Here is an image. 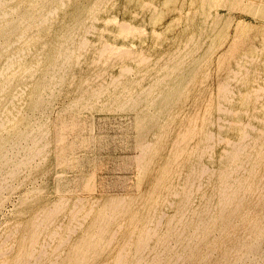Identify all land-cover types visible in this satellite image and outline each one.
Returning <instances> with one entry per match:
<instances>
[{
	"label": "rangeland",
	"instance_id": "374dc122",
	"mask_svg": "<svg viewBox=\"0 0 264 264\" xmlns=\"http://www.w3.org/2000/svg\"><path fill=\"white\" fill-rule=\"evenodd\" d=\"M94 1L98 5L93 6L94 9L92 10V12H90L92 9V4L95 3ZM94 1L93 0H70V1L51 0L49 1L44 7H40L38 11L45 12L48 9L56 8L53 14L55 17V20H52L50 22L49 27L47 29L41 30L39 32L42 37L37 41L34 39L33 36L36 30L35 31H31V30L35 28L28 29V31L24 33L23 39H21L20 42L18 41L17 36L15 37V35H13L10 37V40L12 41V44L13 42H15V44H13V46L11 44L10 48H7L6 50L7 52L4 53V55L0 56V71H1V68H3L2 71L0 72V74L3 75V76H0V87L1 86L4 88L6 87L5 90L4 88L2 89V87L0 88V91L3 92L1 93L0 97L4 98V99L3 98L0 99V117L2 119L1 121L4 120L3 127H5L4 129L3 127L0 126L1 127L0 128V162L3 163L5 162V160L7 162V163L5 162L6 164L0 163V181L3 182V183L0 182V184H2L0 185V190H1L0 191V264H11V263L20 264V262L18 263V261L21 258H22L21 263L23 264H28L27 261L30 262L29 264H38V263L39 264L40 263L41 264H57V262L60 264H70L72 262L71 264H73L74 261H75L74 264L75 263L81 264L82 262H84L83 264H104L105 263L104 261L107 262L105 264H109V263L114 264V262L112 261H113V258L116 257V254L119 259L116 257L118 260L115 261V263L120 262L119 264H129L127 262L130 261L131 257L133 258V256H130L133 254L134 256L136 254L135 258L132 259L133 262L134 261L136 262V260L138 262L139 259H142V261L141 260L140 261L144 263L145 261L143 260L146 259L145 256L147 255L146 253L148 251H149L148 252L149 255L147 256V259L149 258L148 261L153 263V261H151L152 256H154L153 254H155L156 251L157 252L163 251L161 249H164L165 246L166 247L170 246L169 245L170 243L172 246L175 244V246L177 247L175 246L174 248L171 246L170 248L167 247L169 248V250L167 248L166 249L168 252L170 251V253H168L164 249L165 252L163 253L164 254L167 253V255H163L162 252H161L162 253L161 255L160 254L157 255L158 253L155 254L157 255L153 257L155 259L152 258V260H154V264H157L156 260L157 262L160 261L158 262L159 264L161 262H162L161 264H164V263L165 264H175L176 262H178L176 264H180L178 260L182 261L181 264H231L233 261L235 262L237 258H238L237 264H239L240 262H242L240 264H250V263L255 264L253 263L254 261L256 262V264H264V242H263L264 232L262 231V229L264 230L263 228L264 227V147H263L264 146V141H263L264 140V131H263L264 130V0H110V1L109 0H104V1L98 0V2L97 0H94ZM147 1L149 3L148 4L149 6L146 4ZM144 3L146 4V6ZM150 3L155 8H151L152 5ZM61 4L62 5L65 4L63 8L61 7L62 6ZM3 5L4 7L2 5L0 6V7H3V8H0V13L4 11H8L9 16L7 18L11 19V18L16 17L19 14H23L26 11L27 2L12 1L10 3L9 2L3 3ZM140 6L142 7V9ZM6 7H8V9ZM14 8H17L16 12H14L15 11ZM97 8H100V9H97ZM95 10L97 12H95ZM93 13H94V16L92 15ZM111 17L112 19H114L113 21H115L116 19L117 22L116 21L113 22ZM77 23L78 24L81 23L82 25L78 30H73V32L70 35L71 36L73 35L71 38H74V41L72 42L68 41L66 45L67 46L69 45L70 47H73V48L75 46H78V41H80V38L84 37L85 35V38L88 39L87 40L88 46L83 51V54H82L83 56L81 55V57H79L80 54L77 55L78 59L80 58L79 60L77 59L76 56H74L71 62L69 63V65H67L65 68L62 69V71L64 72H62L61 70L57 72V75L55 77L56 79L53 83V85L55 86L52 85L50 86V88L47 87L41 90H34V87L36 85H39V81L41 80V77H43L44 75H47L48 72L53 68L52 66L59 64L64 59V57L57 58L58 60L56 59V56L53 53L54 46H55L54 44L57 40L60 39L59 36L62 34V32L64 31L66 27L73 28V26H75ZM117 24L118 25L121 24L122 26H119L120 27L119 28L117 27ZM128 24L130 25L129 28H128L129 26ZM205 24L207 26H205ZM90 27H92L91 29L97 28L98 30L97 29H96L97 31L90 30ZM203 27L205 30H203ZM121 28L123 29L126 28V30L127 31L129 30V31L126 32L124 30L122 31L123 32L122 33L120 30ZM131 28H136V30L131 31L130 30ZM141 30L142 31L144 30L145 33L144 32L142 33ZM137 31L139 33H137ZM20 32H22V30H17L16 33H20ZM124 33L126 34L129 33V34L125 37L126 34L124 35ZM118 34L119 35L121 34V35L118 36ZM190 36L191 38H193L192 40ZM105 43L106 44L108 43L107 47L111 45L109 46L110 48L108 47L109 50L107 51V53L108 52L110 53H108L107 55L105 54L103 56L98 55L99 54L97 53L98 50H100V48H102L103 46H106ZM187 45H188V48H187ZM114 46L116 47L114 48ZM120 47H123L124 49L121 48V50L120 49L118 50V48ZM21 49H23L25 53L23 52V54H21L22 53ZM134 51L137 52L138 55L137 53L134 54L135 53ZM116 52L117 53L121 52L122 53L121 56L120 54L118 55ZM186 52H187V55H186ZM15 54L17 55L19 54L20 57L22 55L24 56H22L20 59H16L15 57H13ZM139 54H140V57H139ZM172 54L173 56L177 55L178 57L173 58V56H171ZM39 55H41V57H39ZM99 56L101 57L100 59L101 61L99 60L100 58ZM144 56L148 60L146 59H145L146 61L142 60ZM183 56L186 58L184 59ZM10 57H13V58H10ZM181 59L182 61H179ZM5 60L10 63L13 61L12 63H15V68L14 67L8 68V66H5L6 65ZM76 60H77V64H75ZM96 60H99V62H97ZM139 60H142L143 62L140 63ZM36 61H39V62H36ZM3 62L5 64H3ZM145 63L147 66L145 65ZM176 63L178 64L176 65ZM181 64H182V67H181ZM124 65H126V67H131L133 72L130 70L132 73L131 74L129 73L130 68H125L128 70L127 72H120V69L122 67L124 69L125 67ZM29 66L32 67V72H33V76L31 78L24 76L25 74L24 71L27 70ZM6 67L10 71L9 70L6 71L7 70ZM234 70L237 72L234 73ZM4 71H6L5 72L6 74L3 73ZM97 71L99 74L97 73ZM103 71H106V73H104ZM238 71H241V73H239ZM243 71L247 73H243ZM142 72L143 74H141ZM121 74H122V77L121 76L119 77L120 78L119 84L118 82L117 84L114 83V87H113L112 86L113 84L111 85V80L113 82L114 79L112 78L113 77L115 78ZM128 74H129V77H128ZM10 75L11 77L9 78ZM12 76H14L15 78L14 77L12 78ZM62 76H63V80L60 79L62 78ZM123 76L125 77V79ZM109 77L111 78V80H108L110 79ZM141 77H143L142 80L140 79ZM7 78H9V80H6ZM176 78L177 80H175ZM85 80L87 82H84ZM108 82L110 83V85L106 84ZM154 83H156L155 87L151 88V86ZM101 84H102V87L100 89L99 86H101ZM224 84L229 85L230 92L226 91L227 90L226 87L228 88V86L225 85L226 86L225 87ZM79 85H81V88L79 87ZM88 86H91L89 87L90 90L89 88L86 89ZM122 86L125 88H123ZM146 86L148 87L144 88ZM78 87H79V90H78L79 92L77 91ZM129 87L131 88L129 89ZM254 88L257 89V92L255 91ZM51 89H53L52 92H51ZM92 89L95 92H99L100 90L103 92L99 93V95L97 94L93 96L91 100L89 101V103L87 104L82 100L78 101L79 97H81L83 93L87 91H92ZM98 89L100 90L98 91ZM132 89L133 90L135 89V90L133 91ZM107 90L108 91L110 90V91L108 92ZM172 91H174V93ZM157 94H159L160 96L159 95L157 96ZM225 94L227 97L224 96ZM171 95H173L174 99ZM14 96H17V97H14ZM138 96H140V98ZM44 98H46L47 100L45 103H36L38 100L44 99ZM116 98H118L119 100ZM127 98H129V100ZM96 99H98L99 103ZM170 99L172 101H170ZM76 100L78 102V105H76L77 103ZM127 101L128 102L130 101L128 105H126ZM150 101L152 102V104ZM113 102L116 103V105ZM131 102H133L132 107H131L132 105ZM135 104H138V105L135 106ZM150 104L152 105V107H150ZM89 105H93V106L88 107ZM12 106H14V108ZM143 106L145 107L147 106L150 110H148L147 107L144 108ZM169 106H172V107H169ZM4 107H6V109L3 110ZM70 107L71 108L73 107V109L70 110L71 109ZM79 108L81 109L79 110ZM168 109L169 110L171 109V110L168 112ZM8 110L10 112H8ZM149 111H151L153 115ZM76 112H79V113H76ZM167 112L169 114H167ZM62 113H65L63 114L65 117L62 115ZM137 114H138V117L136 116ZM73 115L74 117H72ZM157 116L160 118V120ZM14 117L16 118L14 119ZM63 117H64V120H66V122L68 121L70 122V123L68 122L69 124H72V122L73 124L74 123H77V124L68 126L67 123L62 119ZM145 117L146 118L149 117V118L146 119ZM60 118L61 120H59ZM70 118L72 121L70 120ZM74 118H77V119L74 120ZM136 118L138 120H136ZM139 118L140 120L143 119L144 121L142 120L141 122H139ZM153 118L155 119L153 120ZM41 120H42V123H41ZM1 121H0V124H2ZM240 121L241 123L242 122L248 123L249 125L248 126L244 125L243 127L242 126L243 123L241 124ZM62 122H64L66 125L62 124ZM145 122L146 123L148 122V123L144 124ZM158 122H161V123H158ZM34 124H35V127H34ZM250 124L253 125L255 128L253 127L254 128L253 129ZM59 125L61 128H59ZM150 125H152L153 127L152 126L150 127ZM141 126L143 128H141ZM239 126L240 127L242 126L243 129L239 128ZM144 127H146L147 129H145ZM245 127L247 128L245 129ZM37 128H40V130H38ZM256 128H259V129H256ZM32 129L34 131H32ZM139 129L144 130V131H140ZM148 129H150L151 131L149 130L150 133L147 132L148 133L147 135L146 131ZM37 130L38 132H36ZM240 130L242 131L245 130V131L242 133ZM47 131H48V135H47L48 137L46 136ZM30 132H31V135H28L30 134ZM43 132L45 133V136L43 134V137H41ZM209 132L213 134L214 140L208 139L210 138V137H207ZM246 132L248 135H252V136H248L249 137L248 138L245 135L247 138H245L244 140L245 136H243V134L244 133L246 134ZM142 133H145L146 135ZM241 133L243 137L241 136ZM139 134L141 135L140 137H139ZM211 134L209 136L212 137ZM203 135L205 138L208 139L206 140V142L208 143L206 145L204 144L206 142L204 140L205 138L202 137ZM34 137L35 138L37 137L36 138L37 141L33 140ZM39 137H41L42 139ZM141 137H143L142 140L144 139L142 141L143 143L141 142ZM257 137L259 140H257ZM148 138L151 140H149ZM251 138L252 139L254 138V139L252 140ZM31 139L34 142L33 143L34 145L30 143L32 142ZM23 140H26L25 142L27 143H25ZM44 140L46 141L44 142ZM202 140L204 141V143ZM147 141L150 143L148 144V146H147V143H145ZM244 141L245 142L249 141L247 142L248 145ZM35 142H37L36 146H35ZM46 142H48L47 145H46ZM138 142L141 143V145H144V146L146 145L145 147L147 149L143 146L141 148V149L143 148L146 149V151L145 149L143 150L145 151L144 153H141L142 152L140 149L141 145H138ZM240 142H242V146L241 144L238 145V147L235 146V144L237 145ZM41 143L42 144L45 143V144L41 145ZM44 145L46 147L45 149H44ZM258 145H261V146H258ZM26 146H29V147H26ZM206 146H212V147H208L209 149L206 150L207 149ZM39 147H42L41 149L43 150L41 151ZM151 147L154 150H152ZM182 147L184 148V151ZM203 147H206V148L202 149ZM235 147H237L238 150L239 148H241L242 151L239 150V152L235 154L234 150L237 149ZM32 148L37 149V151L40 150L38 151V153L41 152L42 154L35 153ZM157 148L159 149L157 150ZM258 148H260L261 151ZM11 149L14 150L12 151V153H11ZM31 149L32 151H29ZM179 149L182 150L181 151L182 153L179 151ZM197 149L199 152L197 151ZM231 149H233L232 151H234L233 154H232ZM176 150L178 153L176 152ZM204 150H206L208 154L206 152L205 153L206 155H205ZM202 151H203V156L202 154L200 156V153ZM209 151L211 153H209ZM190 152L191 153L193 152L192 156H190L191 155L189 154ZM229 152L231 154H229ZM4 153H5V156H4ZM16 153L17 154L20 153V155H16ZM32 153L33 155L36 154L35 160L32 157ZM148 153L151 154V156ZM198 154L201 157V159L203 158L202 160L199 158V156H197ZM137 155L139 159L136 157ZM142 155L143 157L146 156L144 157L145 160L142 158ZM18 156H21V157H18ZM26 156L27 158H25ZM147 156L148 157L150 156L151 158H148ZM227 156L229 158L233 157L234 161H232L231 158L229 159ZM4 157L5 159H3ZM22 157H24L25 159ZM30 157L31 159H33V161L29 160ZM140 157L142 160L140 159ZM19 158H22V162L24 163L25 166H22L23 164L20 165L21 161H19ZM195 158L196 159L198 158V161ZM238 158L240 159L238 160ZM27 159L31 163H29ZM190 160H191L192 165L194 164L193 165L194 169L192 168L191 164H189ZM202 161L205 165L203 163L201 164ZM197 162L198 164H195ZM16 163L21 169L16 165ZM229 163H230V166H228ZM223 164L224 165L227 164V165L224 166ZM147 165H149L148 168H147ZM197 165H199L198 166L199 168L197 167ZM206 165H207V168H205ZM233 165H235L234 170L233 168L231 169V166ZM14 166H16V168ZM141 166H143L145 169ZM12 167L14 168V171H11L13 170ZM139 167L141 170H139ZM200 167L202 169H200ZM249 167L252 169L248 170ZM180 168H181V173H178L180 172ZM189 169L195 172H191V170ZM203 169H205L206 173L204 172ZM206 169H208V171ZM220 169H223L224 171ZM230 169L233 170L232 171L233 173L231 172ZM198 170H201V172H204L205 174L202 173L203 174L202 175L201 172H199ZM212 170H213V173L215 171L214 175L213 173H211ZM225 170H227L229 173L231 172V175L230 174L227 175L225 173L227 171ZM216 171L217 172L219 171V172L217 173ZM221 171H223L225 174L223 172L221 174ZM10 172L11 173L14 172L16 174L13 173L14 174L13 175ZM187 173H190V174L187 175ZM193 174L194 175L197 174L195 176L196 178L194 177ZM199 174H201L203 179ZM90 175H92L93 177ZM179 175L181 179L180 177L178 178ZM189 175L191 178L189 179L184 178L186 176L189 177ZM222 175L224 179L228 178L227 179L228 184L226 183L227 186L223 184L228 189L231 187L232 189L234 188V190H238V187H237L238 185L236 186V182H239L237 184L240 185V182L242 183L243 181L246 184L243 182L245 185L242 183L241 186L243 185L246 187L248 185L249 187L252 186L250 189L249 187L246 188V187L240 186L241 188L239 187V190H238L239 192L235 191L237 193H235L234 197L236 196L237 198H240L241 200L238 199V201H241L240 203L237 202L236 198L233 199L234 202L233 200L231 201L233 203L231 202H229L230 204L228 203L230 206L228 204L226 205L224 202L220 203L219 200L222 199L221 201H223V195H224L223 193L227 190V189L222 190V187H224V189L226 188L225 186H222L221 184L222 182H220V181H224L223 177L221 178ZM225 175L227 176L225 177ZM236 175H240V176H236ZM209 176L211 178H209ZM88 177L92 178L93 185H94L93 189L91 190L85 187V182L87 181ZM173 177H174V180L172 179ZM234 177L235 178L237 177V178L234 179ZM166 178L169 179L168 185L166 184L168 182ZM220 178L221 180H219ZM232 178L234 179V181ZM192 179H195L194 181L195 183L192 181ZM196 179L200 180L201 182L199 181L197 182ZM206 179H208L209 182ZM230 179L232 180L230 181ZM164 180H165V183L163 184ZM179 181H181L182 184ZM189 181H190L189 183L190 186H186L185 183L187 182L188 184ZM171 182H172L171 184L172 186L173 185L175 186L176 183L180 186L178 187L176 185L175 187L177 189L175 190L173 189L175 188L174 186L173 188L170 187ZM57 183L59 184L58 186L59 188H57V185H58ZM193 183L195 184V186L193 185ZM223 183H225V181ZM196 184L197 186L200 187V189H197ZM229 184L230 186L228 187ZM181 185L186 186V189L184 188L182 189L183 186ZM192 185L194 187L190 188L192 187ZM165 186L167 187L165 188ZM219 188L221 190H219ZM243 188L247 189V191L243 192L245 190ZM174 190L181 191V194H183L184 193L183 190H185L187 194L185 195L186 197L188 196L189 198L188 200L186 197L184 198L187 200L188 204L185 199L182 201V198H183L182 196L184 194L181 195L178 192H175L177 193L175 194L176 195L175 196ZM187 190H190L191 191L190 193H192L193 191L194 192L193 195L192 194L190 195V193ZM90 191L93 194L92 193L90 194ZM219 192H222V193H219ZM79 193L84 195L83 197L86 198V200L83 198L84 201L81 202L80 200L82 199V196ZM247 193L248 195H246ZM239 195L240 196L242 195V198ZM112 197H115V198H112ZM208 197H210V199ZM62 198H64V200H62ZM88 198H89V201H88ZM117 198H118V201L116 202ZM109 199L110 201L108 203ZM111 199H114V200H111ZM208 199L210 200V202H208L207 204L206 201ZM60 200H62L63 202L61 201L60 203H58ZM66 200L68 201L69 205H67ZM90 200L92 201V203L90 202ZM119 200L120 202L122 201L121 202L122 204L118 203ZM86 201L88 204H86ZM112 201H115V204H117V206L114 203H111V206L114 204L116 207H118V205L120 204L118 208L115 207L116 209H118V211H116L115 209L114 215H111L113 214V209L110 206V202ZM172 201H173V204L177 202L176 207H178L177 210L179 211V214L177 213L178 211L176 210L175 204L174 205L171 204ZM55 202L57 204H55ZM95 202L99 204H96V206L94 207V205L92 204H95ZM179 202L181 204H179ZM189 202H190V205H189ZM204 202H205V206H203ZM211 202H213V204ZM61 203L64 204V207L62 206L63 208H61L63 210L60 211L61 209L59 208L60 210L55 212L56 208H58L59 206L61 207ZM184 203H186V205L189 208L191 206L190 209H194V210L191 211L187 206L184 207L186 208L185 210L182 207L183 205H185ZM177 204H179V206H181L182 208L181 207L179 208ZM206 204L208 205L207 207H206ZM236 204H240L239 205L240 208L239 207L237 208V206H235ZM48 205H51V206H48ZM53 205H55L54 213L56 215L59 214L57 215V217H54L56 215L51 213L53 212L52 210ZM83 205L85 206L84 208L86 209L82 208ZM88 205H89V208H88ZM201 205L202 207H206V208L202 209ZM221 205L222 207L223 206L225 207L222 208ZM65 206L67 207V209ZM73 206L75 207L73 208ZM77 206L81 207L82 210L79 209V207L77 208ZM101 206H102V209H101ZM90 207H92V209L94 210H92ZM106 207H107L106 209L107 211L104 210ZM120 207H123L124 209L126 208V210L128 211L126 212V210L121 208L123 210L122 211ZM45 208H46V211L48 209L51 214H49L48 211L47 212L43 211V209L45 210ZM71 208L73 209V211L81 210L82 214L80 212L79 214L76 213L77 211L75 212L76 217L77 218L79 217L78 220L76 219V223H75L76 217L75 218L73 217L75 213H72V215L67 214L68 216L66 215L67 213L66 211H70ZM149 208H151V210ZM207 208L209 209L208 211H210V214L212 213V215H210L209 212L205 210ZM89 209H91L92 212L93 211L100 212L102 216H99L97 218L96 214L98 215V213L96 212H93L94 214L89 213L86 216L83 210H85V213L86 211L91 212V210ZM152 209L153 210L155 209V211H153ZM183 209L185 211H182ZM221 209L223 210L222 214L220 213L222 211ZM39 210H42L43 212L41 211L39 213ZM147 210L150 211L151 213L149 212L150 213L149 214ZM202 210H204L205 212ZM37 211H38V214H36ZM73 211L71 210L70 212H73ZM45 212L48 213L50 217L52 216V218L48 217L47 221H49V219L54 220L55 222L51 220L52 222H54L53 223L54 225H51L52 223L50 224V222H49L50 225L48 226L46 225L48 224V222L46 221L47 218L45 219L44 217L45 216L44 214H46ZM102 212H105L104 213L105 215L102 214ZM116 212L118 213L123 212L124 214L123 213L118 214ZM175 212H176V216L178 214L177 219L175 216L174 217L175 220H172L173 222L170 220L172 223L168 222L169 219H171L174 216L173 213ZM185 212L186 214L184 215ZM192 212H194L193 213L194 216ZM201 212L205 214H202ZM206 212H208L211 218ZM188 213H190L192 217H189L190 214ZM197 213H200L202 217L203 216L206 217L204 219L201 217V219H203L204 221L206 220L205 222L208 223L206 224L205 222H203L202 224L203 226L205 225L204 228H202V230L204 229L206 230V232L204 230L203 231L198 230L201 227H203L200 223L203 220L200 219V215ZM39 214H42V215H39ZM83 214L86 216V218H84L85 216ZM133 214L135 216L134 218H133ZM158 214H160V216L162 215V217L164 218L163 219L161 218L162 220L160 219V222L162 223V225L161 223L160 224L158 223L159 225L158 227H156L157 226L156 222L158 221L156 219L160 218ZM165 214H166V217H165ZM180 214L181 216L184 215L185 216L184 219L186 218L187 221L183 220L182 219L183 217H181ZM69 215H71L72 216L71 218L73 219H71ZM146 215L148 217H146ZM205 215H208V218L210 220H207L208 218ZM103 216L104 218L102 221V219L100 218H102ZM150 216L152 217L155 216V217L153 219ZM42 217L47 222L46 224L44 220L42 221L43 219ZM105 217H107L108 219ZM110 217L111 219L109 220ZM138 217H139V220H138ZM216 217L217 219L214 220L213 218H216ZM68 218H70V220H73V221H69ZM112 218L114 219L112 220ZM149 218L152 221V223L150 224H149L150 221H148ZM33 219L34 220L36 219L37 222L41 221L40 225L42 222H44L42 223V226L44 228L41 227L39 224L38 226L37 222H35ZM96 219L97 221L98 219H100L102 222L99 220V223H101L102 225L101 224L98 225V222L94 221ZM106 219L108 220V222L106 221ZM176 220L177 221L179 220L180 222V223L178 222L179 225L180 224L182 225V222L186 221V223L183 222V224L185 225L182 226V228H185L186 234L184 233V231L182 233L185 236L181 234L182 230L184 229L182 230L180 229V226L177 224ZM191 220L192 221L194 220V223L196 222L198 223L199 221L200 225L197 223L196 224L193 223L196 227H198L196 233L194 232V229L196 227L192 224ZM31 221H34V223L36 224V225L34 224L35 227L38 226L39 228H41V230L36 227L37 231H34V228H33L32 229L33 231L29 232L30 230L29 228L31 227V225L32 227L34 226ZM59 221H62V222L59 223ZM66 221L68 223H66ZM135 221L137 222L135 223ZM146 221H148L147 222L148 224L143 225L144 223H146ZM69 223L73 225H70ZM153 223L156 224V225L154 224L156 229L154 228ZM167 223L172 224V225L169 224L171 227L173 226V224H175L176 226L178 225L179 229H178V226L176 227L177 229L176 228L174 229L175 226H173L172 227L173 229H172L171 227H169V225H167ZM187 223H189L190 225L188 224L189 225L188 226ZM80 224L82 225L80 226ZM103 224L105 227L108 226V228L106 227L105 230L104 228H101L100 226L103 227ZM130 224H132V226ZM191 224L193 227L191 226ZM133 225L136 226L137 228L135 229ZM148 225H150V228L153 231L158 230V233H155L157 234V236L156 235L155 236L157 238L161 237L160 240H162L163 235L167 233V236H164L163 238V242H159L160 240L158 241V239L154 237V234L152 233H151L152 235L151 236L149 234L144 235L143 234L144 231H138V230H141V228L143 230H145V228H149ZM51 226L53 229L55 228L56 231L58 232L56 236L54 235L52 236V234H54L56 231L55 229L52 231ZM56 226H58L59 228L57 227L58 228L57 229ZM92 226H93V229H95L94 231L92 229ZM160 226L161 228L159 229ZM261 226L262 228L260 229L259 227ZM99 227L101 228L103 232L100 231ZM42 228L44 230L43 232H42ZM46 228H48L49 231ZM166 228L168 229L171 228L169 229L170 232L171 231L175 232L174 234L172 232V239H175L176 231L178 232V230H180L181 235L178 232L177 233L178 237L176 239L177 241L175 240L177 245L176 243H174L175 241H173L172 239H170V237H168V236H171V233L167 231L168 229L166 230L167 231L166 232L165 231ZM96 229H97V232L99 230V232L101 233H97ZM39 230L41 232L40 236H38V233L40 234ZM132 230L135 233H131ZM187 230L190 233V234L188 233L189 235L187 234ZM255 230H257V232L259 233H257ZM31 232L32 233L38 232L34 235L37 238L39 237L38 241L35 242V244L33 245L30 244L31 242L34 243V240L31 241V239L36 240V237L34 238V235ZM50 232H51V235H50ZM140 232H142L141 233L142 235L140 234L141 237L138 234ZM192 232L195 233V235L194 234L192 235L191 234ZM202 232L204 235L205 234L206 235L204 236ZM260 232H262L261 235H260ZM93 233L96 234L97 237H99V234H101L102 236L104 234L106 235L103 237H101L100 235L101 239L99 240L95 235V237L98 240V243L95 244L94 243L96 241L94 239L95 237L93 238L91 237ZM129 233L131 234V237L129 236L130 235ZM90 234L91 236H88ZM159 234L161 235L160 237H158ZM199 234H200V238H199ZM190 235L194 236L193 237L194 240L193 238H191L192 236ZM29 236H32V238H29ZM85 236L87 238H85ZM143 236L145 237L150 236L151 240L150 241L147 240L149 242V245H148L149 247L146 244L148 242H146L145 244L143 243V241L145 240V238H142ZM186 236L187 238H189L190 236L191 239L190 238L188 239L189 242H192V240L194 241V243L193 242L191 243V246L192 247L194 246L193 250L190 249L192 247L191 246L189 247L190 243L188 242V240L184 238ZM196 236L199 239H196L197 238ZM88 237L89 238L91 237L89 241L93 242L92 243L93 245L91 243H90L91 245L88 244L89 243L88 242L87 243L88 246H85L84 245L85 242L83 241L86 239L85 241L87 242ZM137 237H138V241H137ZM166 237H168L169 239ZM180 237H183L184 242L183 240H181L182 238ZM165 238L166 240L164 241ZM246 238H248V240ZM167 239H168V244H165L164 242H167ZM245 239L247 241H245ZM169 240H172L173 243L172 241L169 243ZM195 240L197 243L195 242ZM239 240L242 242L244 241V243H241ZM154 241L156 242V245L159 246V247L158 246L154 247V249L162 247L160 248V250L159 249L152 250L153 247L151 248V246L155 244ZM79 242L83 243V245L82 244H80L81 246L78 245ZM138 242H140V245H141V242L144 244V246L143 244L141 245L143 246L142 247L143 249L145 247L144 251L141 250L142 248L140 249V245L139 246L136 245L138 244ZM246 242L248 244L249 242L251 243V245L249 244L250 245L249 248H248L249 245L246 244ZM28 243L31 246L30 247L31 251L28 250L29 249ZM161 243H164L165 245L162 244L163 245L162 246ZM178 243L180 244L178 245ZM240 243L242 244V246ZM255 243L257 246L253 245ZM76 244L78 247L80 246V248H78ZM259 244H261V246ZM59 245L60 247H58ZM32 246L34 247L33 249H32ZM82 246H84V249L80 250L81 251L80 252L78 249H81ZM136 246L139 249H137ZM183 246H185V248L187 247L188 249H190L188 250L186 248L189 252L191 251L192 253L191 252L189 253L186 249L182 248ZM236 246L238 248H235ZM243 246L247 248L244 249ZM122 247H124V250L122 249ZM239 247H242L243 249ZM75 248L76 249L78 248V249L76 250ZM85 248H88L89 252H87L86 251L87 249ZM121 249L123 250L122 255H120L121 252L120 253L118 252ZM134 249H137V252L139 251V253L140 252L141 253L140 254L135 253L136 251L134 252L133 251ZM171 249H175L177 252L175 250L171 251ZM70 250L71 251L74 250V251L71 253ZM250 250L252 251L251 255H250V252H251ZM82 251H86L87 253L82 252ZM124 251L125 252L127 251V252L124 253ZM173 251L175 253H178L179 251V253L181 252L182 254L180 253L181 256L177 257L178 255L177 254L175 255ZM184 251L187 253L185 254ZM253 251H255L254 252L255 254L253 253ZM25 252H27V254ZM76 252H78L77 255H75ZM144 252L146 255L143 254ZM21 253L23 254V256L26 255L24 256L25 258H23ZM241 253L242 255L244 254V256L247 255L248 257L242 256ZM260 253H262L263 255L262 254L260 255ZM72 254H74L77 257L74 259L73 257L75 256ZM87 254L88 256H83ZM126 254L127 255L130 254L129 257H124L126 256ZM16 255H19V256L17 257ZM20 255L22 257H20ZM140 255H142V257L143 258L145 257V258L143 259ZM168 255L169 256L174 255L173 259H170ZM227 255L228 257H226ZM237 255H239V257L241 255L242 258L241 257L239 258ZM79 256H81L84 259V261H82L83 259L80 258ZM119 256L121 257L123 256L122 258L124 259L126 258L125 259L126 262ZM256 256L260 258L258 259ZM174 257H177L176 258L177 260ZM116 258L114 260H116ZM159 258H163V259L160 260ZM247 258H250L249 259L250 263ZM67 259H69V261L71 260V262L66 263V262H69L67 261ZM77 259H81V261L79 260L81 263L78 262ZM147 259L144 264L149 263L147 262ZM239 259L241 261H239ZM24 260L25 261L27 260L26 263H24L25 262ZM132 260L130 264H133ZM167 260L169 263L167 262ZM243 260H245V263ZM139 262L137 264H143ZM234 262L232 264H234Z\"/></svg>",
	"mask_w": 264,
	"mask_h": 264
},
{
	"label": "bare ground",
	"instance_id": "6f19581e",
	"mask_svg": "<svg viewBox=\"0 0 264 264\" xmlns=\"http://www.w3.org/2000/svg\"><path fill=\"white\" fill-rule=\"evenodd\" d=\"M12 1L27 2V7H26V11H25L23 14H19V15H17L16 17L11 18V19H8V18H7V17L9 16V12H8V11H4V12L0 13V56L4 55V53L7 52V51H6L7 48H10V45L12 44V41L10 40V37H11V36H13V35H15V37L17 36L18 41L20 42V40L23 39V35H24V33H26V32L28 31V29H33V28H35V29L31 30V31H35V30H36V31H35V34H34L33 37H34V39L37 41V40H39V39L42 37V36L40 35L39 32H40L41 30H45V29H47V28L49 27L50 22H51L52 20H55V17H54L53 14H54L56 8H54V9H52V8H51V9H48V10H46L45 12H44V11H42V12H39V11H38V9H39L40 7H44V6H45L49 1H51V0H0V4L4 7L3 3H7V2L10 3V2H12ZM68 1H70V0H68ZM93 1H94V0H93ZM99 1H100V0H99ZM103 1H104V0H103ZM109 1H110V0H109ZM94 2H95V1H94ZM97 2H98V0H97ZM61 3H62V1H61ZM67 3H68V2H67ZM86 3H87V2H86ZM107 3H108V2H107ZM145 3H146V2H145ZM145 3H144V4H145ZM20 4H21V3H20ZM20 4H19V5H20ZM102 4H103V3H102ZM146 4H147V5L149 4L148 1H147ZM146 4H145V6H146ZM150 4H151V3H150ZM1 5H0V6H1ZM61 5H62V4H61ZM64 5H65V4H63L61 7L63 8ZM95 5H98V4H96V2H95L94 4H92V9H91V11L89 10L90 12H92V10L94 9L93 6H95ZM151 5H152V4H151ZM6 6H7V5H6ZM17 6H18V5H17ZM104 6H105V5H104ZM148 6H149V5H148ZM148 6H147V7H148ZM3 7H0V8H3ZM15 7H16V6H15ZM99 7H100V6H99ZM140 7H141V6H140ZM147 7H146V8H147ZM6 8L8 9V7H6ZM17 8H18V7H17ZM17 8H14V9H15L14 12H16V9H17ZM143 8H144V7H143ZM146 8H145V9H146ZM149 8H150V7H149ZM151 8H155V7H153V5H152ZM7 9H6V10H7ZM97 9H100V8H97ZM141 9H142V7H141ZM147 9H148V8H147ZM3 10H5V9H3ZM43 10H44V9H43ZM40 11H41V10H40ZM95 12H97V11L95 10ZM92 15L94 16V13H93ZM206 15H207V14H206ZM81 16H82V15H81ZM202 16H203V15H202ZM89 17H91V16H89ZM208 17H209V16H208ZM93 18H94V17H93ZM111 19H112V17H111ZM111 19H110V20H111ZM113 20H114V19H112V21H113ZM205 20H206V18H205ZM215 20H217V19H215ZM91 21H92V20H91ZM115 21L117 22L116 19H115ZM115 21H113V22H115ZM121 22H122V21H121ZM202 22H203V21H202ZM205 22H207V21H205ZM211 22H212V21H211ZM123 23H124V22H123ZM128 23H129V22H128ZM209 23H210V22H209ZM216 23H217V21H216ZM125 24H127V23H125ZM129 24H130V23H129ZM129 24H128V25H129ZM214 24H215V22H214ZM81 25H82L81 23H79V24L77 23L75 26H73V28H72V27H70V28H69V27H66V28L64 29V31L62 32V34L59 36L60 39L57 40V41L55 42V44H54L55 46H54V52H53L54 55L56 56V59H57V58H61V57H64V59H63L59 64L52 66L53 68L48 72L47 75H44L43 77H41V80L39 81V85H36V86L34 87V90H41V89H45V88H47V87L50 88V86L53 85V83H54V81H55V79H56L55 77H56V75H57V72L60 71V70L62 71L63 68H65L67 65H69V63L71 62V60H72V58H73L74 56L77 57V55L80 54L79 57H81V55L83 54V51H84V50L87 48V46H88V41H87L88 39L85 38V35H84V37H81V38H80V41H78V46H75V47L73 48V47H70L69 45H68V46L66 45V43H67L68 41H69V42H70V41H71V42L74 41V38H71L73 35L71 36L70 34L73 32V30H78V29L81 27ZM90 25H91V24H90ZM128 25H127V26H128ZM139 25H140V24H139ZM211 25H212V23H211ZM91 26H92V25H91ZM119 26H122V25H121V24H120V25L117 24V27H119ZM205 26H207V25L205 24ZM36 27H38V28H36ZM87 27H89V26H87ZM93 27H94V26H93ZM123 27H124V26H123ZM129 27H130V25L128 26V28H129ZM131 27H132V26H131ZM209 27H210V26H209ZM212 27H213V26H212ZM214 27H215V26H214ZM91 28H92V27H90V30H95V31L98 30L97 28H96L97 30H96L95 28H94V29H91ZM119 28H120V27H119ZM122 29H123V28L120 29L121 32L124 31V30H125L126 32L129 31V30L127 31L126 28L123 29V30H122ZM132 29H134V30H132ZM139 29H140V28H139ZM139 29H138V30H139ZM142 29H144V28H142ZM211 29H212V28H211ZM17 30H22V32H20V33H16ZM130 30H131V31H135L136 28H131ZM203 30H205L204 27H203ZM208 30H209V29H208ZM82 31H83V30H82ZM87 31H88V30H87ZM116 31H117V30H116ZM192 31H193V30H192ZM74 32H75V31H74ZM119 32H120V31H119ZM121 32H120V33H121ZM141 32L143 33L144 30H143V31L141 30ZM122 33H123V32H122ZM137 33H139V32L137 31ZM144 33H145V32H144ZM125 34H126V33H124V35H125ZM128 34H129V33H127V34L125 35V37H126ZM74 35H75V34H74ZM116 35H117V34H116ZM120 35H121V34H120ZM120 35L118 34V36H120ZM134 35H135V34H134ZM139 35H140V34H139ZM75 36H76V35H75ZM122 36H123V35H122ZM129 37H130V36H129ZM190 38H191V36H190ZM192 39H193V38H191V40H192ZM189 41H190V40H189ZM190 42H191V41H190ZM13 44H15V42H13ZM13 44H12V46H13ZM71 44H72V43H71ZM105 44H106V43H105ZM105 44H103V45H105ZM107 44H108V43H107ZM107 44H106V46H103L102 48H100V50H98V52H97V53H99L98 55L103 56V55H105V54L107 55L108 53H110V52L107 53V51L109 50L108 47L111 46V45H109V46L107 47ZM23 45H24V44H23ZM43 45H44V44H43ZM43 45H42V46H43ZM189 45H190V44H189ZM91 47H92V45H91ZM115 47H116V46H114V48H115ZM28 48H29V47H28ZM47 48H48V47H47ZM109 48H110V47H109ZM121 48H123V47L118 48V50H119V49L121 50ZM187 48H188V45H187ZM190 48H191V47H190ZM190 48H189V49H190ZM123 49H124V48H123ZM178 49H179V48H178ZM45 50H46V49H45ZM128 50H129V49H128ZM180 50H182V49H180ZM192 50H193V49H192ZM21 51H22L21 54H23V52L25 53V51H24L23 49H21ZM21 51H20V52H21ZM113 51H114V50H113ZM113 51H112V52H113ZM115 51H116V50H115ZM123 51H124V50H123ZM183 51H184V50H183ZM20 52H19V53H20ZM38 52H39V50H38ZM87 52H89V51H87ZM112 52H111V53H112ZM134 52H135V51H134ZM176 52H177V51H176ZM116 53H117V52H116ZM123 53H124V52H123ZM125 53H126V52H125ZM136 53H137V52H135L134 54H136ZM172 53H173V52H172ZM189 53H190V52H189ZM189 53H188V54H189ZM34 54H35V53H34ZM34 54H33V56H34ZM117 54H118V55L120 54V56H121L122 53H121V52H118ZM127 54H129V53H127ZM134 54H133V55H134ZM141 54H143V53H141ZM162 54H163V53H162ZM170 54H171V53H170ZM170 54H169V55H170ZM174 54H175V53H174ZM178 54H179V53H178ZM37 55H38V54H37ZM114 55H116V54H114ZM137 55H138V53H137ZM148 55H149V54H148ZM186 55H187V52H186ZM22 56H24V55H22ZM22 56H21V57H22ZM82 56H83V55H82ZM95 56H96V55H95ZM129 56H130V55H129ZM159 56H160V55H159ZM167 56H168V55H167ZM171 56H173V54H172ZM13 57H15L16 59H20V58H21V57L19 56V54H18V55L15 54ZM13 57H10V58H13ZM39 57H41V55H39ZM39 57H38V58H39ZM99 57H100V56H99ZM99 57H98V58H99ZM116 57H117V56H116ZM132 57H133V56H132ZM139 57H140V54H139ZM168 57H169V56H168ZM174 57H178V56L176 55V56H173V58H174ZM183 57H184V56H183ZM187 57H188V56H187ZM15 58H14V59H15ZM96 58H97V57H96ZM102 58H103V57H102ZM127 58H128V57H127ZM137 58H138V57H137ZM141 58H143V57H141ZM185 58H186V57H184V59H185ZM22 59H23V58H22ZM77 59H78V57H77ZM79 59H80V58H79ZM79 59H78V60H79ZM88 59H89V58H88ZM93 59H94V58H93ZM100 59H101V57L99 58V60H100ZM145 59H146V58H145V56H144V58H143L142 60H144V61L148 60V59H146V60H145ZM168 59H169V58H168ZM176 59H177V58H176ZM182 59H183V58H182ZM182 59L179 60V61H182ZM10 60H11V59H10ZM36 60H37V59H36ZM40 60H41V59H40ZM57 60H58V59H57ZM99 60H96V61L99 62ZM103 60H104V59H103ZM112 60H113V59H112ZM115 60H116V58H115ZM142 60H139L140 63L143 62ZM5 61H6V60H5ZM92 61H93V60H92ZM100 61H101V60H100ZM136 61H137V60H136ZM156 61H157V60H156ZM158 61H159V60H158ZM12 62H13V61H12ZM12 62H11V63H12ZM36 62H39V61H36ZM150 62H151V60H150ZM166 62H167V61H166ZM11 63L6 61V65H5V66H8V68H10V67H14V68H15V63H12V64H11ZM57 63H58V62H57ZM93 63H94V62H93ZM111 63H112V62H111ZM137 63H138V62H137ZM137 63H136V64H137ZM147 63H148V62H147ZM159 63H160V62H159ZM181 63H182V62H181ZM3 64H5V63L3 62ZM36 64H37V63H36ZM54 64H56V63H54ZM75 64H77V60H76V63H75ZM91 64H92V63H91ZM152 64H153V63H152ZM177 64H178V63H176V65H177ZM184 64H185V63H184ZM242 64H243V63H242ZM122 65H123V64H122ZM137 65H138V64H137ZM145 65H146V63H145ZM159 65H160V64H159ZM165 65H166V64H165ZM165 65H164V67H165ZM173 65H174V64H173ZM238 65H239V63H238ZM36 66H37V65H36ZM124 66H125L124 69H123V67H122V68L120 69V72H127L128 70L125 69V68H130V69H129V73H130V74L133 72V70L131 69V67H126V65H124ZM146 66H147V65H146ZM1 67H2V66H1ZM133 67H134V66H133ZM179 67H180V66H179ZM181 67H182V64H181ZM239 67H240V66H239ZM241 67H243V66H241ZM244 67H245V66H244ZM8 68L6 67V69H7L6 71L9 70ZM19 68H20V67H19ZM104 68H105V67H104ZM138 68H139V67H138ZM2 69H3V68H1V71H2ZM122 69H123V71H122ZM140 69H141V68H140ZM140 69H139V70H140ZM170 69H171V68H170ZM246 69H247V68H246ZM17 70H18V69H17ZM24 70H25V68H24ZM100 70H101V69H100ZM124 70H125V71H124ZM130 70H131L132 72H131ZM139 70H137V71H139ZM154 70H155V69H154ZM231 70H233V69H231ZM1 71H0V72H1ZM6 71H4L3 73H5ZM9 71H10V70H9ZM65 71H66V69H65ZM106 71H107V70H106ZM106 71H103V72L106 73ZM141 71H142V70H141ZM146 71H148V70H146ZM167 71H168V70H167ZM183 71H184V70H183ZM24 72H25L24 76H26V77H30V78H31V77L33 76L32 67H30V66H29V68H28L27 70H25ZM62 72H64V71H62ZM156 72H157V71H156ZM179 72H180V71H179ZM232 72H233V71H232ZM236 72H237V71L234 70V73H236ZM238 72L241 73V71H238ZM16 73H17V72H16ZM97 73H98V71H97ZM153 73H154V72H153ZM174 73H175V72H174ZM243 73H247V72H244V71H243ZM5 74H6V73H5ZM17 74H18V73H17ZM35 74H36V73H35ZM62 74H63V73H62ZM98 74H99V73H98ZM119 74H120V73H119ZM122 74H123V73H122ZM122 74H121V75H118V76L115 77V78L113 77V78H112V79H114L113 82H112V80H111V78H110V77H111V75H110V77H109L110 79H108V80H111V85L113 84V85H112L113 87H114V83L117 84V82H118V84H119V81H120V80H119V79H120L119 77H120V76L122 77ZM125 74H126V73H125ZM141 74H143V72H142ZM149 74H150V73H149ZM12 75H13V74H12ZM15 75H16V74H15ZM15 75H14V76H15ZM67 75H68V74H67ZM139 75H140V74H139ZM0 76H3V75L0 74ZM14 76H12V78H13ZM21 76H22V75H21ZM65 76H66V75H65ZM95 76H96V74H95ZM97 76H98V75H97ZM126 76H127V75H126ZM133 76H134V74H133ZM140 76H141V75H140ZM147 76H148V74H147ZM10 77H11V75L9 76V78H10ZM66 77H67V76H66ZM98 77H99V76H98ZM98 77H97V79H98ZM106 77H108V76H106ZM123 77H124V76H123ZM128 77H129V74H128ZM128 77H126V78H128ZM9 78H7L6 80H9ZM14 78H15V77H14ZM71 78H73V77H71ZM101 78H102V77H101ZM117 78H118V79H117ZM135 78H136V77H135ZM142 78H143V77H141L140 79L142 80ZM148 78H149V77H148ZM169 78H170V76H169ZM169 78H168V79H169ZM178 78H179V77H178ZM2 79H3V77H2ZM23 79H24V78H23ZM27 79H28V78H27ZM32 79H33V78H32ZM60 79L63 80V76H62V78H60ZM99 79H100V78H99ZM122 79H123V78H122ZM124 79H125V77H124ZM133 79H134V78H133ZM133 79H131V80H133ZM155 79H156V78H155ZM158 79H159V78H158ZM160 79H161V78H160ZM6 80H5V81H6ZM30 80H31V79H30ZM58 80H59V79H58ZM149 80H150V79H149ZM161 80H162V79H161ZM175 80H177V78H176ZM70 81H71V79H70ZM72 81H73V80H72ZM95 81H96V79H95ZM97 81H98V80H97ZM139 81H140V80H139ZM139 81H138V83H139ZM6 82H7V81H6ZM6 82H5V83H6ZM84 82H87V81L85 80ZM105 82H106V81H105ZM105 82H104V83H105ZM109 82H110V81H109ZM109 82L106 83V84L110 85ZM123 82H124V81H123ZM136 82H137V81H136ZM136 82H135V83H136ZM157 82H158V81H157ZM180 82H181V81H180ZM180 82H179V83H180ZM9 83H10V81H9ZM61 83H62V82H61ZM89 83H91V82H89ZM171 83H172V82H171ZM176 83H177V82H176ZM179 83H178V85H179ZM24 84H25V83H24ZM97 84H98V83H97ZM99 84H100V83H99ZM131 84H132V82H131ZM136 84H137V83H136ZM7 85H9V84H7ZM11 85H12V84H11ZM31 85H32V84H31ZM56 85H58V84H56ZM81 85H82V84H81ZM81 85H79L80 88H81ZM84 85H85V84H84ZM155 85H156V83H154V84L151 86V88H154ZM225 85H226V84H224V86H225ZM5 86H6V85H5ZM29 86H30V85H29ZM53 86H55V85H53ZM91 86H92V85H91ZM91 86H88L86 89H88V88L91 87ZM115 86H116V85H115ZM130 86H131V85H130ZM138 86H139V85H138ZM180 86H181V85H180ZM226 86H228V88H227ZM226 86H225L226 89H227L226 91L230 92L229 85L227 84ZM1 87H2V86H1ZM1 87H0V88H1ZM9 87H10V86H9ZM13 87H14V86H13ZM18 87H19V86H18ZM79 87H78L77 91L79 90ZM99 87H100V89H101L102 84H101V86H99ZM122 87H123V86H122ZM147 87H148V86H146V87H144V88H147ZM156 87H157V86H156ZM3 88H4V87H2V89H3ZM5 88H6V87H5ZM5 88H4V90H5ZM54 88H55V87H54ZM54 88H53V89H54ZM96 88H97V86H96ZM96 88H94V89H96ZM109 88H110V86H109ZM115 88H116V87H115ZM123 88H125V87H123ZM126 88H127V87H126ZM130 88H131V87H129V89H130ZM149 88H150V87H149ZM151 88H150V89H151ZM169 88H170V87H169ZM172 88H173V87H172ZM175 88H176V87H175ZM17 89H18V88H17ZM53 89H51V92L53 91ZM100 89H98V91H99ZM106 89H107V88H106ZM228 89H229V90H228ZM254 89H255V88H254ZM254 89H253V90H254ZM4 90H3V91H4ZM21 90H22V89H21ZM89 90H90V88H89ZM120 90H121V89H120ZM127 90H128V89H127ZM132 90H133V89H132ZM134 90H135V89H134ZM134 90H133V91H134ZM169 90H170V89H169ZM15 91H16V90H15ZM77 91H76V92H77ZM96 91H97V90H96ZM107 91H108V90H107ZM109 91H110V90H109ZM109 91H108V92H109ZM129 91H130V90H129ZM140 91H141V90H140ZM176 91H178V90H176ZM255 91L257 92V89H255ZM4 92H5V91H4ZM21 92H22V91H21ZM42 92H43V91H42ZM78 92H79V91H78ZM81 92H82V91H81ZM84 92H85V91H84ZM101 92H103V91L100 90L99 92H95V91H93V89H92V91H87V92L83 93L82 95L80 94L81 97H79V100H78V98H77V100H78V101H81V100H82V101H84V102L87 104V103H89V101L91 100V98H92L93 96H95V95H97V94L99 95V93H101ZM124 92H125V91H124ZM124 92H123V93H124ZM145 92H146V91H145ZM158 92H160V91H158ZM167 92H168V91H167ZM172 92L174 93V91H172ZM228 92H227V93H228ZM248 92H249V91H248ZM1 93H3V92L0 91V95H1ZM15 93H16V92H15ZM104 93H105V91H104ZM121 93H122V92H121ZM128 93H130V92H128ZM134 93H135V92H134ZM139 93H140V92H139ZM253 93H254V92H253ZM18 94H20V93H18ZM24 94H25V93H24ZM75 94H76V93H75ZM256 94H257V93H256ZM51 95H52V94H51ZM76 95H77V94H76ZM80 95H79V96H80ZM102 95H103V94H102ZM102 95H101V96H102ZM110 95H111V94H110ZM124 95H125V94H124ZM124 95H123V96H124ZM137 95H138V94H137ZM158 95H159V94H157V96H158ZM22 96H23V95H22ZM117 96H118V95H117ZM123 96H122V97H123ZM141 96H142V95H141ZM149 96H150V94H149ZM159 96H160V95H159ZM171 96L173 97V95H171ZM224 96L227 97L226 94H225ZM11 97H12V96H11ZM14 97H17V96H14ZM14 97H13V98H14ZM41 97H42V96H41ZM46 97H47V96H46ZM48 97H49V96H48ZM102 97H103V96H102ZM122 97H121V98H122ZM138 97L140 98V96H138ZM2 98H3V97H2ZM2 98L0 97V99H2ZM50 98H51V97H50ZM105 98H106V97H105ZM113 98H114V97H113ZM123 98H124V97H123ZM139 98H138V99H139ZM155 98H156V97H155ZM3 99H4V98H3ZM5 99H6V98H5ZM15 99H16V98H15ZM34 99H35V98H34ZM75 99H76V98H75ZM106 99H107V98H106ZM108 99H109V98H108ZM116 99H118V98H116ZM127 99L129 100V98H127ZM148 99H149V98H148ZM156 99H157V98H156ZM156 99H155V100H156ZM173 99H174V97H173ZM16 100H17V99H16ZM77 100H76V102H77ZM92 100H93V99H92ZM96 100L98 101V99H96ZM99 100H100V98H99ZM118 100H119V99H118ZM130 100H131V99H130ZM135 100H136V99H135ZM152 100H153V99H152ZM20 101H21V100H20ZM46 101H47L46 98H44V99H40V100H38L36 103H45ZM138 101H139V100H138ZM141 101H143V100H141ZM141 101H140V103H141ZM162 101H163V100H162ZM170 101H172V100L170 99ZM174 101H176V100H174ZM114 102H115V101H114ZM114 102H113V103H114ZM123 102H125V101H123ZM134 102H135V101H134ZM150 102H151V101H150ZM72 103H73V101H72ZM72 103H71V104H72ZM74 103H75V102H74ZM79 103H80V102H79ZM94 103H95V102H94ZM96 103H97V102H96ZM98 103H99V101H98ZM129 103H130V101H129V102L127 101V104H126V103H125V104L128 105ZM131 103H132V105H131V107H132V106H133V102H131ZM135 103H136V102H135ZM161 103H162V102H161ZM172 103H173V102H172ZM24 104H25V102H24ZM24 104H23V106H24ZM48 104H49V103H48ZM86 104H85V105H86ZM114 104L116 105V103H114ZM121 104H122V103H121ZM125 104H124V105H125ZM148 104H149V103H148ZM151 104H152V102H151ZM151 104H150V107H152ZM153 104H154V102H153ZM11 105H12V104H11ZM37 105H38V104H37ZM76 105H78V102L76 103ZM76 105H74V106H76ZM137 105H138V104H135V106H137ZM168 105H169V103H168ZM168 105H167V106H168ZM69 106H71V105H69ZM81 106H82V104H81ZM90 106H93V105H89L88 107H90ZM117 106H118V105H117ZM122 106H123V105H122ZM167 106H166V107H167ZM6 107H7V106H6ZM6 107H4L3 110L6 109ZM12 107L14 108V106H12ZM83 107H85V106H83ZM83 107H81V108H83ZM119 107H121V106H119ZM143 107L146 108L147 106H146V107L143 106ZM157 107H158V106H157ZM164 107H165V106H164ZM164 107H163V108H164ZM169 107H172V106H169ZM70 108H71V107H70ZM76 108H77V107H76ZM81 108H79V110H80ZM86 108H87V107H86ZM117 108H118V107H117ZM154 108H155V107H154ZM21 109H22V108H21ZM21 109H20V110H21ZM66 109H67V108H66ZM72 109H73V107H72L70 110H72ZM147 109L150 110L148 107H147ZM151 109H152V108H151ZM3 110H2V111H3ZM14 110H15V109H14ZM20 110H19V112H20ZM39 110H40V109H39ZM64 110H65V108H64ZM68 110H69V109H68ZM68 110H66V111H68ZM83 110H84V109H83ZM170 110H171V109H170ZM170 110L168 109V112H169ZM6 111H7V110H6ZM17 111H18V110H17ZM139 111H140V110H139ZM142 111H144V110H142ZM145 111H146V110H145ZM157 111H158V110H157ZM8 112H10V111L8 110ZM61 112H63V111H61ZM64 112H65V111H64ZM72 112H73V111H72ZM80 112H81V111H80ZM149 112H151V111H149ZM160 112H161V111H160ZM168 112H167V114H169ZM2 113H3V112H2ZM44 113H45V112H44ZM65 113H66V112H65ZM65 113H62V115L65 114ZM74 113H75V112H74ZM76 113H79V112H76ZM153 113H154V112H153ZM10 114H11V113H10ZM39 114H40V113H39ZM41 114H42V113H41ZM59 114H60V113H59ZM139 114H141V113H139ZM144 114H145V112H144ZM151 114H152V112H151ZM157 114H158V113H157ZM162 114H163V113H162ZM164 114H165V113H164ZM2 115H3V114H2ZM16 115H17V114H16ZM29 115H30V114H29ZM68 115H69V114H68ZM68 115H67V116H68ZM148 115H149V114H148ZM152 115H153V114H152ZM152 115H151V116H152ZM154 115H155V114H154ZM11 116H12V115H11ZM23 116H24V115H23ZM63 116H64V115H63ZM69 116H70V115H69ZM136 116L138 117V114H137ZM142 116H143V115H142ZM155 116H156V115H155ZM164 116H165V115H164ZM164 116H163V117H164ZM167 116H168V115H167ZM169 116H171V115H169ZM58 117H59V116H58ZM64 117H65V116H64ZM64 117L62 118L63 120H64ZM72 117H74V115H73ZM72 117H71V118H72ZM78 117H79V115H78ZM139 117H140V115H139ZM157 117H158V116H157ZM15 118H16V117H14V119H15ZM67 118H68V117H67ZM71 118H70V120H71ZM145 118H146V117H145ZM148 118H149V117H148ZM148 118H146V119H148ZM150 118H151V117H150ZM158 118H159V117H158ZM170 118H171V117H170ZM37 119H38V117H37ZM75 119H77V118H74V120H75ZM154 119H155V118H153V120H154ZM165 119H166V118H165ZM165 119H164V120H165ZM1 120H2V119H1V117H0V121H1ZM5 120H6V118H5ZM7 120H9V119H7ZM32 120H33V119H32ZM59 120H61V118H60ZM67 120H69V119H67ZM136 120H138V119L136 118ZM142 120H143V119H142ZM142 120H140V118H139V122H141ZM159 120H160V118H159ZM161 120H162V119H161ZM166 120H167V119H166ZM168 120H169V119H168ZM3 121H4V120H3ZM3 121H1L2 124H0L1 127L4 126V125H3ZM64 121L66 122V120H64ZM71 121H72V120H71ZM76 121H77V120H76ZM76 121H74V122H76ZM78 121H79V120H78ZM143 121H144V120H143ZM151 121H152V120H151ZM157 121H158V120H157ZM157 121H156V123H157ZM162 121H163V120H162ZM10 122H11V121H10ZM18 122H19V121H18ZM68 122H69V121H68ZM68 122H66L68 126L77 124V123H74V124H73V122H72V124H69L70 122H69V123H68ZM154 122H155V121H154ZM7 123H8V121H7ZM41 123H42V120H41ZM147 123H148V122H147ZM147 123L145 122L144 124H147ZM149 123H150V122H149ZM156 123H155V125H156ZM158 123H161V122H158ZM162 123H163V122H162ZM240 123H241V121H240ZM242 123H243V122H242ZM242 123H241V124H242ZM10 124H11V123H10ZM38 124H39V123H38ZM44 124H45V123H44ZM44 124H43V126H44ZM62 124H65V123L62 122ZM151 124H152V123H151ZM6 125H7V124H6ZM60 125H61V124H60ZM60 125H59V128H61ZM65 125H66V124H65ZM148 125H149V124H148ZM244 125L248 126L249 124H248V123H243L242 126L244 127ZM250 125H251V124H250ZM38 126H39V125H38ZM38 126H37V127H38ZM68 126H67V127H68ZM151 126H152V125H150V127H151ZM166 126H167V125H166ZM242 126H241V127L239 126V128H242ZM1 127H0V128H1ZM34 127H35V124H34ZM139 127H140V126H139ZM152 127H153V126H152ZM157 127H158V126H157ZM187 127H188V126H187ZM191 127H192V126H191ZM251 127L253 128L254 126L251 125ZM3 128L5 129V127H3ZM28 128H29V127H28ZM44 128H45V127H44ZM62 128H63V127H62ZM65 128H66V127H65ZM141 128H143V127L141 126ZM141 128H140V129H141ZM144 128L147 129L146 127H144ZM246 128H247V127H245V129H246ZM254 128H255V127H254ZM254 128H253V129H254ZM37 129L40 130V128H37ZM46 129H47V128H46ZM140 129H139V130H140ZM242 129H243V128H242ZM256 129H259V128H256ZM38 130H37L36 132H38ZM47 130H48V129H47ZM149 130H150V129H148V130L146 131V133L149 132ZM151 130H152V128H151ZM151 130H150V131H151ZM153 130H154V129H153ZM3 131H4V130H3ZM10 131H11V130H10ZM32 131H34V130L32 129ZM140 131H144V130H140ZM240 131L243 133L245 130H244V131L240 130ZM263 131H264V130H263ZM4 132H5V131H4ZM40 132H42V131H40ZM40 132H39V133H40ZM163 132H164V131H163ZM163 132H162V133H163ZM166 132H167V130H166ZM210 132H211V131H210ZM210 132H209V134H208L207 137H210V138H208V139H213V134H211L212 132H211V133H210ZM261 132H262V131H261ZM39 133H38V134H39ZM139 133H140V132H139ZM149 133H150V132H149ZM151 133H152V132H151ZM207 133H208V132H207ZM242 133H241V136H242ZM27 134H28V133H27ZM27 134H26V135H27ZM43 134H44V136H45V133L43 132L42 135H41V137H43ZM142 134H145V133H142ZM153 134H154V132H153ZM205 134H206V133H205ZM210 134L212 135V137L209 136ZM28 135H31V132H30V134H28ZM47 135H48V131L46 132V136H47ZM145 135H146V134H145ZM147 135H148V133H147ZM150 135H152V134H150ZM245 135H246L247 137H248V136H252V135H248L247 132H246V134H245V133L243 134V136H245ZM257 135H258V134H257ZM34 136H36V135H34ZM140 136H141V135L139 134V137H140ZM162 136H163V135H162ZM243 136H242V137H243ZM246 136L244 137V140H245V138H247ZM258 136H259V135H258ZM26 137H27V136H26ZM37 137H38V136H37ZM37 137H36V138H37ZM41 137H39V138H41ZM47 137H48V136H47ZM47 137H45V138H47ZM202 137H204V135H203ZM242 137H240V138H242ZM13 138H14V137H13ZM13 138H12V139H13ZM27 138H28V137H27ZM36 138L34 137L33 140L35 141ZM142 138H143V137H141V142L144 140V139L142 140ZM146 138H147V137H146ZM204 138H205V137H204ZM248 138H249V137H248ZM255 138H256V137H255ZM262 138H263V137H262ZM28 139H29V138H28ZM41 139H42V138H41ZM43 139H44V138H43ZM137 139H138V138H137ZM139 139H140V138H139ZM148 139H149V138H148ZM175 139H176V138H175ZM179 139H180V138H179ZM208 139L205 138V139H204L205 142H206V140H208ZM251 139H252V138H251ZM253 139H254V138H253ZM253 139H252V140H253ZM260 139H261V138H260ZM31 140H32V139H31ZM33 140H32V142H30V141H29V142L33 144V143H34ZM38 140H40V139H38ZM149 140H151V139H149ZM177 140H178V139H177ZM213 140H214V139H213ZM213 140H212V141H213ZM246 140H247V139H246ZM252 140H251V141H252ZM257 140H259L258 137H257ZM23 141L25 142L26 140H23ZM36 141H37V140H36ZM45 141H46V140H44V142H45ZM152 141H153V140H152ZM178 141H179V140H178ZM202 141H203V140H202ZM209 141H210V140H209ZM229 141H230V140H229ZM229 141H227V142H229ZM241 141H242V140H241ZM254 141H255V140H254ZM261 141H262V140H261ZM263 141H264V140H263ZM9 142H10V141H9ZM18 142H20V141H18ZM42 142H43V141H42ZM156 142H157V141H156ZM174 142H175V141H174ZM237 142H238V141H237ZM244 142H245V141H244ZM247 142H249V141H247ZM247 142H245V143L247 144ZM25 143H27V142H25ZM36 143H37V142H35V146L37 145ZM39 143H40V141H39ZM47 143H48V142H46V145H47ZM142 143H143V142H142ZM145 143H147V146H148V144H150L148 141L145 142ZM151 143H152V142H151ZM154 143H155V142H154ZM175 143H176V142H175ZM178 143H179V142H178ZM178 143H177V144H178ZM203 143H204V141H203ZM258 143H259V142H258ZM43 144H45V143H43ZM43 144L41 143V145H43ZM155 144H156V143H155ZM157 144H158V143H157ZM204 144L206 145V144H208V143L206 142V143H204ZM213 144H214V143H213ZM213 144H212V145H213ZM240 144H241V146H242V142H240V143L237 144V145L235 144V146L238 147V145H240ZM259 144H260V143H259ZM6 145H7V144H6ZM13 145H15V144H13ZM16 145H17V144H16ZM20 145H21V144H20ZM29 145H30V144H29ZM33 145H34V144H33ZM138 145H141V143L138 142ZM205 145H204V146H205ZM231 145H232V143H231ZM247 145H248V144H247ZM261 145H262V144H261ZM261 145H258V146H261ZM35 146H34V147H35ZM142 146L145 147L146 145H145V146H144V145H141L140 149L142 148ZM152 146H153V145H152ZM173 146H174V145H173ZM180 146H181V145H180ZM241 146H240V147H241ZM250 146H251V145H250ZM7 147H8V146H7ZM11 147H12V146H11ZM16 147H17V146H16ZM16 147H15V148H16ZM18 147H19V145H18ZM21 147H22V146H21ZM21 147H20V148H21ZM26 147H29V146H26ZM206 147H207L206 150H208V149H209L208 147H212V146H206ZM206 147H203L202 149H204V148H206ZM237 147H235V148H237ZM254 147H255V145H254ZM256 147H257V146H256ZM263 147H264V146H263ZM41 148H42V147H39V149H41ZM45 148H46V147H45V145H44V149H45ZM145 148H146V147H145ZM145 148L141 149L142 152H141V151H140V152H141V153H144V152L146 151V149H147V148H146V149H145ZM148 148H149V147H148ZM151 148H152V147H151ZM154 148H155V147H154ZM197 148H198V147H197ZM230 148H231V146H230ZM235 148H234V149H235ZM241 148H242V147H241ZM241 148H239V150H241ZM22 149H23V148H22ZM32 149H33V148H32ZM32 149L29 150V151H32ZM144 149H145V151H143ZM158 149H159V148H157V150H158ZM182 149H183V151H184V148H183V147H182ZM189 149H190V148H189ZM192 149H193V148H192ZM198 149H199V148H198ZM198 149H197V151H198ZM210 149H211V148H210ZM254 149H255V148H254ZM258 149L260 150V148H258ZM17 150H18V149H17ZM35 150H36V151H35ZM42 150H43V149H41V151H42ZM152 150H154V149L152 148ZM193 150H194V149H193ZM206 150H204V151H205L204 154L207 152ZM211 150H212V149H211ZM232 150H233V149H231V151H232ZM239 150H238V148L235 149V150H234L235 152L232 151V154H233V152H234L235 154L238 153ZM255 150H256V149H255ZM12 151H14V150L11 149V153H12ZM18 151H19V150H18ZM18 151H17V152H18ZM20 151H21V150H20ZM23 151H24V150H23ZM26 151H27V150H26ZM33 151H34L35 153H38V151H40V150L37 151V149L34 148ZM149 151H150V149H149ZM173 151H174V150H173ZM179 151L181 152L182 150L179 149ZM187 151H188V150H187ZM195 151H196V150H195ZM225 151H226V150H225ZM228 151H229V150H228ZM241 151H242V150H241ZM241 151H240V152H241ZM246 151H247V150H246ZM257 151H258V150H257ZM260 151H261V150H260ZM7 152H9V151H7ZM27 152H28V151H27ZM176 152H177V150H176ZM193 152H194V151H193ZM193 152H192V153H193ZM198 152H199V151H198ZM5 153H6V151H5ZM5 153H4V156H5ZM30 153H31V152H30ZM39 153L42 154L41 152H39ZM39 153H38V154H39ZM151 153H152V152H151ZM177 153H178V152H177ZM181 153H182V152H181ZM192 153H191V152L189 153V154H191L190 156H192ZM209 153H211V152L209 151ZM7 154H8V153H7ZM139 154H140V153H139ZM148 154H149V153H148ZM148 154H147V155H148ZM153 154H154V153H153ZM194 154H195V153H194ZM196 154H197V152H196ZM196 154H195V155H196ZM201 154H202V156H203V151L200 153V156H201ZM207 154H208V152H207ZM229 154H231V153L229 152ZM235 154H234V155H235ZM240 154H241V153H240ZM16 155H20V153H19V154L16 153ZM16 155H15V156H16ZM24 155H25V154H24ZM27 155H28V153H27ZM35 155H36V154H35ZM35 155H33V153H32V157H33L34 160H35V157H36ZM144 155H145V154H144ZM149 155L151 156V154H149ZM183 155H184V154H183ZM205 155H206V154H205ZM226 155H227V154H226ZM226 155H225V156H226ZM234 155H233V157H234ZM21 156H22V155H21ZM21 156H18V157H21ZM37 156H38V155H37ZM150 156H149V157L147 156V157H148V158H151ZM179 156H180V155H179ZM197 156H199V154H198ZM200 156H199V158L201 159ZM228 156H229V155H228ZM228 156H227V157H228ZM230 156H231V155H230ZM2 157H3V156H2ZM9 157H10V156H9ZM12 157H13V156H12ZM16 157H17V156H16ZM28 157H29V156H28ZM136 157L138 158V155H137ZM144 157H146V156H144ZM144 157H143V155H142V158L145 160ZM188 157H189V156H188ZM233 157H230V158L232 159V161H234V160H233V159H234ZM14 158H15V157H14ZM14 158H13V159H14ZM22 158H24V157H22ZM22 158H19V161H21L20 165L23 164L22 166H25L24 163L22 162ZM25 158H27V156H26ZM25 158H24V159H25ZM169 158H170V156H169ZM174 158H175V157H174ZM191 158H192V157H191ZM193 158H194V157H193ZM228 158H229V157H228ZM228 158H227V159H228ZM230 158H229V159H230ZM3 159H5V157H4ZM6 159H7V158H6ZM10 159H11V158H10ZM10 159H9V160H10ZM20 159H21V160H20ZM33 159H31V157H30L29 160H32V161H33ZM138 159H139V158H138ZM138 159H137V160H138ZM140 159H141V157H140ZM152 159H153V158H152ZM195 159H196V158H195ZM202 159H203V158H202ZM202 159H201V160H202ZM239 159H240V158H238V160H239ZM11 160H12V159H11ZM11 160H10V161H11ZM29 160L27 159L28 162H29ZM141 160H142V159H141ZM154 160H155V159H154ZM168 160H169V159H168ZM180 160H181V159H180ZM191 160H193V159H191ZM191 160H190L189 164H191L192 168L194 169V167H193L194 164L192 165ZM196 160L198 161V158H197ZM10 161H9V162H10ZM13 161H14V160H13ZM27 161H26V162H27ZM173 161H174V159H173ZM229 161H230V160H229ZM250 161H251V160H250ZM5 162H6V160H5ZM5 162H3V163H5ZM26 162H25V163H26ZM28 162H27V163H28ZM227 162H228V161H227ZM227 162H226V163H227ZM235 162H236V160H235ZM235 162H234V163H235ZM248 162H249V161H248ZM0 163H2V162H0ZM3 163H2V164H3ZM6 163H7V162H6ZM6 163H5V164H6ZM27 163H26V164H27ZM29 163H31V162H29ZM29 163H28V164H29ZM202 163H203V161L201 162V164H202ZM230 163H232V162H230ZM230 163H229L228 166H230ZM234 163H233V164H234ZM250 163H252V162H250ZM2 164H1V165H2ZM146 164H147V163H146ZM178 164H179V163H178ZM195 164H198V162L195 163ZM201 164H200V166H201ZM203 164H204V163H203ZM227 164H228V163H227ZM227 164H226V165H227ZM254 164H255V163H254ZM14 165H15V164H14ZM16 165L18 166L17 163H16ZM139 165H140V164H139ZM139 165H138V166H139ZM163 165H164V164H163ZM204 165H205V164H204ZM223 165H224V164H223ZM226 165H224V166H226ZM251 165H252V164H251ZM251 165H250V167H251ZM22 166H21V167H22ZM144 166H145V165H144ZM148 166H149V165H147V168H148ZM174 166H175V165H174ZM198 166H199V165H197V167H198ZM202 166H203V165H202ZM234 166H235V165L231 166V169L233 168V170H234V169H235ZM238 166H239V165H238ZM14 167L16 168V166H14ZM18 167H19V166H18ZM141 167H143V166H141ZM145 167H146V166H145ZM162 167H163V166H162ZM177 167H178V166H177ZM188 167H189V166H188ZM250 167H249L248 170L252 169V168H250ZM19 168H20V167H19ZM143 168H144V167H143ZM190 168H191V167H190ZM198 168H199V167H198ZM198 168H197V169H198ZM203 168H204V167H203ZM205 168H207V165H206ZM224 168H225V167H224ZM227 168H229V167H227ZM237 168H238V167H237ZM254 168H255V167H254ZM12 169H13V170H11V171H14V168H13V167H12ZM20 169H21V168H20ZM20 169H19V170H20ZM144 169H145V168H144ZM200 169H202V168L200 167ZM208 169H209V168H208ZM208 169H206V170L208 171ZM231 169H230V170H231ZM139 170H141L140 167H139ZM148 170H149V169H148ZM151 170H152V169H151ZM174 170H175V169H174ZM189 170H191V169H189ZM203 170H204V172H205V169H203ZM209 170H210V169H209ZM213 170H214V169H213ZM213 170H212V172H211V171H210V172L213 173ZM220 170H223V169H220ZM227 170H228V169H227ZM227 170H225V171H227ZM233 170H231V172H232ZM236 170H237V169H236ZM166 171H167V170H166ZM198 171L201 172V170H198ZM223 171H224V170H223ZM223 171H221V174H222ZM228 171H229V170H228ZM228 171H227V172H228ZM147 172H149V171H147ZM172 172H173V171H172ZM177 172H178V170H177ZM191 172H195V171H192V170H191ZM196 172H197V171H196ZM199 172H198V173H199ZM204 172H201V174H202V173H203V174L206 173V172H205V173H204ZM216 172H217V171H216ZM218 172H219V171H218ZM218 172H217V173H218ZM227 172H225L227 175H228V174L231 175V172H230V173H229V172L227 173ZM10 173H11V172H10ZM13 173H14V172H12L11 174H13ZM16 173H17V171H16ZM16 173H14V174H16ZM174 173H175V172H174ZM178 173H181V168H180V172H178ZM198 173H197V174H198ZM207 173H208V172H207ZM214 173H215V171H214ZM214 173H213V175H214ZM223 173H224V172H223ZM225 173H224V174H225ZM232 173H233V172H232ZM235 173H236V172H235ZM14 174H13V175H14ZM142 174H143V173H142ZM163 174H165V173H163ZM171 174H172V173H171ZM171 174H170V175H171ZM188 174H190V173H187V175H188ZM197 174H196V175H197ZM201 174H199V175L201 176ZM203 174H202V175H203ZM240 174H241V173H240ZM173 175H174V174H173ZM193 175H194V174H193ZM193 175H191V176H193ZM196 175H194V177H195ZM206 175H207V174H206ZM215 175H216V174H215ZM227 175H225V177H226ZM233 175H234V174H233ZM90 176H92V175H90ZM204 176H205V175H204ZM236 176H240V175H236ZM92 177H93V176H92ZM169 177H170V176H169ZM179 177H180V175L178 176V178H179ZM198 177H199V176H198ZM201 177H202V176H201ZM201 177H200V178H201ZM212 177H213V176H212ZM217 177H218V176H217ZM222 177H223V175L221 176V178H222ZM231 177H232V176H231ZM231 177H230V178H231ZM184 178H188V179H189V178H191V177H190V175H189V177L186 176V177H184ZM192 178H193V177H192ZM195 178H196V177H195ZM200 178H199V179H200ZM209 178H211V177L209 176ZM221 178H220L219 180H221ZM236 178H237V177H236ZM236 178L234 177V179H236ZM166 179L168 180V182L166 183V184L168 185V184H169V179H168V178H166ZM170 179H171V178H170ZM172 179L174 180V177H173ZM172 179H171V180H172ZM180 179H181V177H180ZM202 179H203V177H202ZM223 179H224V177H223ZM227 179H228V178L224 179L225 183H223L224 181H220V182H222V183H221L222 186H225V185L227 186V184H228ZM232 179H233V178H232ZM232 179H230V181H231ZM234 179H233V181H234ZM238 179H239V178H238ZM242 179H243V178H242ZM242 179H241V180H242ZM196 180H197V179H196ZM206 180L208 181V179H206ZM211 180H212V179H211ZM211 180H210V181H211ZM3 181H4V180H3ZM187 181H188V180H187ZM190 181H191V180H190ZM190 181L188 182V184H187V182H186L185 185H186V186H190V184H189ZM192 181L194 182L195 179H192ZM198 181L201 182L200 180H197V182H198ZM226 181H227V182H226ZM237 181H238V180H237ZM239 181H240V180H239ZM0 182H1V181H0ZM172 182H173V181H172ZM172 182L170 183V185L172 184ZM179 182L181 183V181H179ZM182 182H183V181H182ZM208 182H209V181H208ZM243 182H244V181H243ZM243 182H242V183H243ZM1 183H3V182H1ZM164 183H165V180L163 181V184H164ZM191 183H192V182H191ZM194 183H195V182H194ZM194 183H193V185L195 186ZM226 183H227V184H226ZM237 183H239V182H236V186L238 185L237 187H238V190H239V187L241 186L242 183L240 182V185L237 184ZM244 183H245V182H244ZM244 183H243V184H244ZM57 184H58V183H57ZM57 184H56V185H57ZM60 184H61V182H60ZM181 184H182V183H181ZM197 184H198V183H197ZM197 184H196L197 189H200V187L197 186ZM201 184H203V183H201ZM201 184H200V185H201ZM223 184H225V185H223ZM245 184H246V183H245ZM245 184H244V185H245ZM0 185H2V184H0ZM170 185H169V186H170ZM176 185H177L178 187L180 186V185H178L177 183H176ZM176 185H175V186H176ZM193 185H192V187H190V188H193V187H194ZM198 185H199V184H198ZM232 185H233V184H232ZM244 185L241 186V187H246V186H244ZM58 186H59V184L57 185V188H59ZM93 186H94V185H93L92 178H91V177H88L87 181L85 182V187H86L87 189L91 190V189H93ZM173 186H174V185H173ZM173 186L171 185L170 187L173 188ZM175 186H174V187H175ZM181 186H183L182 189H183V188L186 189V186H184V185H181ZM226 186H225V187H226ZM229 186H230V184L228 185V187H229ZM1 187H2V186H1ZM163 187H164V186H163ZM163 187H162V188H163ZM166 187H167V186H165V188H166ZM198 187H199V188H198ZM234 187H235V185H234ZM241 187H240V188H241ZM248 187H249V185H248L246 188H248ZM251 187H252V186H251ZM251 187H249V189H250ZM94 188H95V187H94ZM172 188H171V189H172ZM190 188H189V189H190ZM216 188H217V187H216ZM1 189H2V188H1ZM60 189H61V188H60ZM173 189L176 190L177 188L175 187V188H173ZM173 189H172V190H173ZM179 189H180V188H179ZM182 189H181V191H182ZM187 189H188V187H187ZM226 189H227V190H226ZM235 189H236V187H235ZM243 189H245V188H243ZM243 189H242V190H243ZM249 189H248V190H249ZM89 190H88V191H89ZM175 190H174V195L177 194V193H175V192H178L179 194H181V191H179V190L175 191ZM191 190H192V189H191ZM219 190H221V189L219 188ZM222 190H226V191H225V192L223 191V192H224V193H223V194H224V195H223V201H221L222 199L219 200L220 203H221V202H224V203L227 205V204H228L229 202H231L234 198H236L237 202H239V203L241 202V201H238V199L241 200L240 198H237L236 196L234 197L235 193H237V192H235V191H238V190H234V188L232 189L231 187H230L229 189H228L227 187H226L225 189H224V187H222ZM240 190H241V189H240ZM0 191H1V190H0ZM187 191H188L189 193L191 192L190 190H187ZM194 191H195V190H194ZM245 191H247V189H245L243 192H245ZM61 192H62V190H61ZM85 192H86V191H85ZM183 192H184V193H183ZM183 192H182V193L185 195V194H186L185 190H183ZM188 192H187V193H188ZM238 192H239V191H238ZM64 193H66V192H64ZM88 193H89V192H88ZM91 193H92V192L90 191V194H91ZM193 193H194V192L192 191V193H190V195H191V194L193 195ZM219 193H222V192H219ZM60 194H61V193H60ZM79 194H80V193H79ZM92 194H93V193H92ZM169 194H170V193H169ZM179 194H178V195H179ZM183 194H181V195H183ZM243 194H244V193H243ZM67 195H68V194H67ZM80 195L82 196V199L80 198V199H81L80 201L82 202V201H84V200H83V198H84L83 196H84V195H82V194H80ZM171 195H172V193H171ZM178 195H177V196H178ZM184 195L182 196V197H183V198H182V201L185 199L184 197H186L187 194H186L185 196H184ZM188 195H189V194H188ZM212 195H213V194H212ZM246 195H248V193H247ZM86 196H88V195H86ZM93 196H94V195H93ZM175 196H176V195H175ZM237 196H238V195H237ZM239 196H240V195H239ZM243 196H244V195H243ZM65 197H66V196H65ZM78 197H79V196H78ZM240 197L242 198V195H241ZM89 198H90V196H89ZM89 198H88V201H89ZM108 198H109V197H108ZM112 198H115V197H112ZM186 198H187V200H188L189 197L187 196ZM191 198H192V197H191ZM208 198L210 199V197H208ZM244 198H245V197H244ZM84 199L86 200V198H84ZM99 199H100V198H99ZM173 199H174V198H173ZM206 199H207V198H206ZM209 199H208V200H209ZM218 199H220V198H218ZM62 200H64V198H62ZM62 200H60L59 202L57 201V202L60 203ZM69 200H70V198H69ZM78 200H79V199H78ZM101 200H102V198H101ZM111 200H114V199H111ZM185 200H186V199H185ZM187 200H186V202H187ZM189 200H190V199H189ZM208 200H207V201L205 200V201L207 202V204H208V202H210V200H209V201H208ZM211 200H212V198H211ZM66 201H67V200H66ZM109 201H110V199L108 200V203H109ZM117 201H118V198H117L116 202H117ZM62 202H63V201H62ZM78 202H79V201H78ZM90 202L92 203L91 200H90ZM90 202H89V203H90ZM105 202H107V201H105ZM121 202H122V201H121ZM121 202H120V200H119L118 203H121ZM180 202H181V201H180ZM180 202H179V204H181ZM191 202H192V201H191ZM217 202H218V200H217ZM233 202H234V200H233ZM233 202H231V203H233ZM244 202H245V201H244ZM93 203H94V201H93ZM102 203H103V202H102ZM111 203H114V204H115V201L110 202V206H111ZM176 203H177V202H176ZM176 203H174V204H175V207H176ZM182 203H183V202H182ZM211 203L213 204V202H211ZM220 203H219V204H220ZM235 203H236V202H235ZM50 204H51V203H50ZM53 204H54V203H53ZM55 204H57V203L55 202ZM62 204H63V203H61V207H60V206H59V207L57 206L58 208L55 209L56 211L54 210V208H55L54 206H55V205H53V209H52L53 212H51V213H53L54 215H56V214L54 213V211L57 212L58 210H60L61 208H63V207H64V204H63V205H62ZM86 204H88L87 201H86ZM96 204H99V203L95 202V204H92V205H94V207H95ZM106 204H107V203H106ZM114 204L111 206L112 209H113V214H111V215H114V213H115L114 210H115L116 208H118L119 205H120V204H119L118 207H116L117 204H115L116 206H115ZM121 204H122V203H121ZM171 204H173V201H172ZM174 204H173V205H174ZM179 204H177V205L179 206ZM184 204H185V205L182 206L183 208L187 206L186 203H184ZM187 204H188V202H187ZM207 204H206V207L208 206ZM229 204H230V203H229ZM229 204H228V205H229ZM242 204H243V203H242ZM67 205H69L68 201H67ZM72 205H73V204H72ZM103 205H104V204H103ZM189 205H190V202H189ZM239 205H240V204H236L235 206H237V208H238ZM48 206H51V205H48ZM62 206H63V207H62ZM108 206H109V205H108ZM108 206H107V207H108ZM113 206H114V207H113ZM203 206H205V202H204V205H203ZM210 206H211V205H210ZM217 206H218V205H217ZM229 206H230V205H229ZM65 207H66V206H65ZM74 207H75V206H73V208H74ZM78 207H79V206H77V208H78ZM84 207H85V206L83 205L82 208H84ZM107 207H106L104 210H106ZM115 207H116V208H115ZM180 207H181V206H179V208H180ZM182 207H181V208H182ZM187 207H188V206H187ZM201 207H202V205H201ZM206 207H202V209H203V208H206ZM221 207H222V205H221ZM221 207H220V208H221ZM223 207H225V206H223ZM223 207H222V208H223ZM233 207H234V206H233ZM46 208H47V207H46ZM46 208H45V210L43 209V211H46ZM49 208H50V207H49ZM51 208H52V207H51ZM59 208H60V209H59ZM88 208H89V205H88ZM90 208L92 209V207H90ZM109 208H110V207H109ZM121 208L124 209L123 207H120V209H121ZM177 208H178V207H176V210H177ZM188 208H189V207H188ZM188 208H187V209H188ZM190 208H191V206H190ZM190 208H189V209H190ZM208 208H209V207H208ZM208 208L205 209V210L208 211V210H209ZM229 208H230V207H229ZM239 208H240V207H239ZM66 209H67V207H66ZM79 209H81V207H79ZM84 209H86V208H84ZM91 209H89V210H91ZM101 209H102V206H101ZM112 209H111V210H112ZM120 209H119V210H120ZM122 209H121V210H122ZM149 209L151 210V208H149ZM155 209H156V208H155ZM155 209H154V210L152 209V210L155 211ZM184 209L186 210V208H184ZM184 209H183L182 211H185ZM224 209H225V208H224ZM226 209H227V208H226ZM62 210H63V209H61L60 211H62ZM69 210H70V209H69ZM71 210L73 211L72 208H71ZM71 210H70V211H71ZM81 210H82V209H81ZM81 210H79V211L76 210L77 212H76L75 210H74L73 212L66 211V210H65V211L67 212L66 215H67V214H71V215H72V213H75V212L78 213V214H79V212L81 213ZM92 210H94V209H92ZM92 210H91V212H87V211H86L87 214L85 213V210H83V211H84V214L87 216L89 213L94 214L93 212H96V211H93V212H92ZM95 210H96V209H95ZM98 210H99V208H98ZM109 210H110V209H109ZM109 210H108V211H109ZM121 210H120V211H121ZM124 210H126V208H125ZM190 210L193 211L194 209H190ZM221 210H222V209H221ZM235 210H236V209H235ZM41 211H42V210H39V213H40ZM43 211H42V212H43ZM47 211L49 212L48 209H47ZM47 211H46V212H47ZM60 211H59V212H60ZM106 211H107V210H106ZM116 211H118V209H116ZM122 211H123V210H122ZM127 211H128V210H126V212H127ZM147 211H148V210H147ZM153 211H152V212H153ZM177 211H178V210H177ZM177 211H176V212H177ZM182 211H181V212H182ZM191 211H190V212H191ZM195 211H196V210H195ZM202 211H204V210H202ZM224 211H225V210H224ZM46 212H45V213H46ZM68 212H69V213H68ZM111 212H112V211H111ZM149 212H150V211H148V213H149ZM158 212H159V211H158ZM176 212L173 213L174 216H173L171 219H169L168 222H171L172 220H175L174 217L176 216ZM187 212H188V211H187ZM196 212H197V211H196ZM196 212H195V213H196ZM204 212H205V211H204ZM208 212H209V214H210V211H208ZM208 212H206V213L208 214ZM222 212H223V210H222L220 213L222 214ZM51 213L49 212V214H51ZM60 213H61V212H60ZM63 213H64V211H63ZM76 213H75L74 216H73L74 218L76 217ZM96 213H98V215L96 214V217H97V218H98L99 216H102L100 212H96ZM104 213H105V212H102V214H104ZM116 213H118V212H116ZM119 213H123V212H119ZM119 213H118V214H119ZM150 213H151V212H150ZM150 213H149V214H150ZM156 213H157V211H156ZM159 213H160V212H159ZM177 213L179 214V211H178ZM193 213H194V212H192V214H193ZM201 213H202V212H201ZM36 214H38V211H37ZM43 214H44V213H43ZM47 214H48V213L44 214V215H45V216H44L45 219L47 218L46 221L48 220V217H49V218H52V216L50 217L49 214H48V215H47ZM61 214H62V213H61ZM61 214H60V215H61ZM78 214H77V215H78ZM81 214H82V213H81ZM84 214H83V215H84ZM118 214H117V215H118ZM123 214H124V213H123ZM136 214H137V212H136ZM173 214H172V215H173ZM178 214H177V216H178ZM185 214H186V212L184 213V215H185ZM188 214H190V213H188ZM188 214H187V215H188ZM197 214L200 215V213H197ZM202 214H205V213H202ZM209 214H208V215H209ZM213 214H214V213H213ZM218 214H219V213H218ZM39 215H42V214H39ZM57 215H59V214H57ZM57 215L54 216V217H57ZM71 215H69L70 218L72 217ZM85 215H84V216H85ZM104 215H105V214H104ZM106 215H107V213H106ZM109 215H110V214H109ZM115 215H116V214H115ZM163 215H164V214H163ZM184 215L181 216V214H180V216L183 217L182 219H183V220H186V218L184 219V217H185ZM199 215H197V216H199ZM208 215H205V216H207V218H208ZM210 215H212V213H211ZM210 215H209V217H210ZM214 215H215V214H214ZM34 216H35V215H34ZM36 216H37V215H36ZM46 216H47V217H46ZM67 216H68V215H67ZM80 216H81V215H80ZM86 216H85L84 218H86ZM131 216H132V215H131ZM138 216H140V215H138ZM152 216H153V215H152ZM152 216H150V217L154 219L155 216H154V217H152ZM156 216H157V215H156ZM158 216H160V214H158ZM177 216H176V219H177ZM193 216H194V214H193ZM215 216H216V215H215ZM217 216H218V215H217ZM38 217H39V216H38ZM112 217H113V216H112ZM116 217H117V216H116ZM119 217H120V216H119ZM134 217H135V216H134V214H133V218H134ZM146 217H148V216L146 215ZM165 217H166V214H165ZM167 217H168V215H167ZM189 217H192L191 214H190ZM201 217H202V216L200 215V219H201ZM34 218H35V217H34ZM42 218H43V217H42ZM42 218H41V219H42ZM59 218H60V217H59ZM70 218H68L69 221H73V220H70ZM81 218H82V217H81ZM103 218H104V216H103L102 218H100V219H102V221H103ZM105 218H107V217H105ZM124 218H125V216H124ZM140 218H142V217H140ZM157 218H158V217H157ZM161 218L163 219L164 217H162V215H161L159 219H156V220H158L157 222L154 220V221L157 223V226H156V227H158V225L161 223V222H160V219H161ZM178 218H179V217H178ZM187 218H188V217H187ZM202 218L204 219V218H206V217L203 216ZM210 218H211V217H210ZM37 219H39V218H37ZM41 219H40V220H41ZM45 219L43 218L42 221H43V220L45 221ZM57 219H58V218H57ZM71 219H73V218H71ZM76 219L78 220L79 217H78V218H77V217L75 218V223H76ZM100 219H98V221H97V219L94 220V221H95V222H98V225H99V224H101V223H99V220H100ZM107 219H108V218H107ZM107 219H106V221L108 222ZM110 219H111V217L109 218V220H110ZM113 219H114V218H112V220H113ZM135 219H136V218H135ZM135 219H134V220H135ZM144 219H145V218H144ZM144 219H142V220H144ZM162 219H161V220H162ZM179 219H180V218H179ZM197 219H198V218H197ZM200 219H199V220H200ZM203 219H201V220H203ZM213 219L216 220L217 217H216V218H213ZM33 220H34V219H33ZM40 220H39V221H40ZM51 220H52V219H51ZM51 220L49 219V221H47L48 224H46L47 222L45 221V224H46L47 226L50 225L51 223H52L51 225H54L53 223H54L55 221L52 220V221H54V222H52ZM63 220H64V219H63ZM63 220H62V221H63ZM112 220H111V221H112ZM138 220H139V217H138ZM140 220H141V219H140ZM147 220H148V219H147ZM165 220H166V218H165ZM170 220H171V221H170ZM207 220H210V219L208 218ZM211 220H212V219H211ZM34 221L37 222L36 219H35ZM34 221H31V222L33 223V225L35 224ZM56 221H58V220H56ZM62 221H59V223L62 222ZM67 221H68V220H67ZM67 221H66V223L69 222V221H68V222H67ZM100 221H101V220H100ZM102 221H101V222H102ZM104 221H105V219H104ZM148 221H150L149 224L152 223V221H151L150 218H149ZM148 221H146V223H144V224H143V222H142V224H143V225H145V224L147 225V224H148V223H147ZM154 221H153V222H154ZM186 221H187V220H186ZM186 221H183V222L186 223ZM188 221H189V220H188ZM197 221H198V220H197ZM205 221H206V220H205ZM205 221H204V220L201 221V222H200L201 225H202L203 222H205ZM40 222H41V221H40ZM40 222H37V225H38V224L40 225ZM49 222H50V224H49ZM95 222H94V223H95ZM107 222H105V223H107ZM136 222H137V221H135V223H136ZM172 222H173V221H172ZM172 222H171V223H172ZM174 222H175V221H174ZM176 222H177V224L179 225V223H180L179 220H178V221L176 220ZM178 222H179V223H178ZM181 222H182V221H181ZM183 222H182V225H181V224L179 225L181 230L184 229V230H182L181 234L183 233V231H184V233H185V228H182V226L185 225V224H183ZM191 222H192V224H193V223H194V220H193V221L191 220ZM191 222H189V223H191ZM195 222H196V221H195ZM208 222H209V221H208ZM214 222H215V221H214ZM32 223H31V224H32ZM42 223H44V222H42ZM42 223H41V225H40L41 227H43V226H42ZM57 223H58V222H57ZM110 223H111V222H110ZM131 223H132V222H131ZM133 223H134V222H133ZM140 223H141V221H140ZM158 223H159V224H158ZM163 223H164V222H163ZM189 223H187V225H188ZM196 223H197V222H196ZM196 223H194V224H196ZM205 223H206V222H205ZM255 223H256V222H255ZM257 223H258V222H257ZM45 224H43V225H45ZM63 224H64V223H63ZM69 224H70V223H69ZM92 224H93V223H92ZM95 224H96V223H95ZM107 224H109V223H107ZM107 224H105V225H107ZM154 224H155V223H153V225H154ZM169 224H170V223H167V225H169ZM192 224H191V226H192ZM194 224H193V225H194ZM197 224H199V221H198ZM206 224H208V223H206ZM209 224H211V223H209ZM35 225H36V224H35ZM35 225H34L33 227H32V225H31L32 228H31V227L29 228V229H30L29 232H30V231H33V230H32L33 228H34V231H37V228H39V227H38L39 225L36 226L37 228L35 227ZM61 225H62V224H61ZM70 225H73V224H70ZM81 225H82V224H80V226H81ZM101 225H102V224H101ZM130 225L132 226V224H130ZM155 225H156V224H155ZM155 225H154V228L156 229ZM161 225H162V223H161ZM167 225H166V226H167ZM170 225H172V224H170ZM170 225H169V227H171ZM178 225H177V226H178ZM187 225H186V227H187ZM189 225H190V224H189ZM189 225H188V226H189ZM199 225H200V224H199ZM199 225H197V226H199ZM257 225H258V224H257ZM62 226H63V225H62ZM74 226H75V224H74ZM94 226H95V225H94ZM133 226H134V225H133ZM148 226H149V228H145V230H143V229L141 228V230H138V231H144V232H143L144 235H148V234L151 235V233H152V234H154V237H156L157 234H155V233H158V230H154V231H153V230L150 228V225H148ZM173 226H175L174 229L177 227L175 224H173ZM173 226H172V227H173ZM179 226H178V229H179ZM194 226H195V225H194ZM202 226H203V225H202ZM204 226H205V225H204ZM204 226L201 227L200 229H198V227L195 226V227H196V228H195L196 230L194 229V232L196 233L197 229L201 231L202 228H204ZM207 226H208V225H207ZM54 227H55V226H54ZM57 227H58V226H56V228H57ZM100 227H101V228H104V230H105L106 227L108 228V226L105 227L104 224H103V227H102V226H100ZM100 227H99V228H100ZM140 227H141V226H140ZM172 227H171V228H172ZM192 227H193V226H192ZM208 227H209V226H208ZM208 227H207V229H208ZM255 227H256V225H255ZM35 228H36V229H35ZM43 228H44V227H43ZM43 228H42V232L44 231ZM48 228H49V227H48ZM48 228H46V229L48 230ZM58 228H59V227H58ZM58 228H57V229H58ZM67 228H68V227H67ZM90 228H91V226H90ZM101 228H100V231H102ZM132 228H133V227H132ZM134 228L136 229L137 227L134 226ZM143 228H144V227H143ZM160 228H161V226L159 227V229H160ZM171 228H169V229H171ZM253 228H254V226H253ZM259 228L261 229L262 226L259 227ZM263 228H264V227H263ZM39 229L41 230V228H39ZM54 229H55V228H54ZM54 229H53L52 226H51V230L53 231ZM69 229H70V228H69ZM72 229H73V228H72ZM92 229H93V226H92ZM167 229H168V228H166L165 231H166ZM169 229H168L167 231H169V233H171V236H168V237H170V239H172V232H173V234H174L175 232H174V231H171V232H170ZM172 229H173V228H172ZM176 229H177V228H176ZM188 229H189V228H188ZM191 229H192V228H191ZM260 229H258V230H260ZM40 230H39V232H40ZM70 230H71V229H70ZM94 230H95V229H93V231H94ZM192 230H193V229H192ZM203 230H204V229H203ZM203 230H202V231H203ZM48 231H49V230H48ZM55 231H56V229H55ZM55 231H54V232H55ZM107 231H108V230H107ZM107 231H106V233H107ZM167 231H166V232H167ZM175 231H176V230H175ZM204 231L206 232V230H204ZM255 231L257 232V230H255ZM262 231L264 232L263 229H262ZM46 232H47V231H46ZM54 232H53V233H54ZM56 232H57V231H56ZM56 232H55L54 234H52V236H53V235L56 236V234H58V232H57V233H56ZM96 232H97V229H96ZM102 232H103V231H102ZM159 232H160V231H159ZM166 232H165V233H166ZM178 232H179V234H180V230H178ZM178 232L176 231V234H175L176 237H175V239H172L173 241H175V240L177 239V237H178V236H177V235H178L177 233H178ZM31 233H32V232H31ZM31 233H30V235H31ZM36 233H38V232H36ZM36 233L33 232L32 234L34 235V234H36ZM87 233H88V232H87ZM97 233H101V232H99V230H98ZM131 233H135V232L132 230ZM141 233H142V232L138 233L139 236H140ZM162 233H164V232H162ZM169 233H168V234H169ZM188 233H189V232H188V230H187V234H188ZM195 233L192 232L191 234H192V235H193V234L195 235ZM197 233H198V232H197ZM257 233H259V232H257ZM261 233H262V232H260V235H261ZM26 234H27V233H26ZM44 234H45V233H44ZM47 234H48V233H47ZM59 234H60V232H59ZM114 234H115V233H114ZM129 234H130V233H129ZM181 234H180V235H181ZM185 234H186V233H185ZM189 234H190V233H189ZM189 234H188V235H189ZM202 234H203V232H202ZM33 235H32V236H33ZM40 235H41V232H40V234L38 233V236H40ZM50 235H51V232H50ZM93 235H94V236H93ZM93 235L91 236V234H90V235H88V236H91V237L93 238V237H95L96 234L93 233ZM100 235H101V234H99V237H97V235H96V237L98 238V240L101 239V238H100ZM105 235H106V234H104L103 236H105ZM132 235H133V234H132ZM141 235H142V234H141ZM155 235H156V236H155ZM180 235H179V236H180ZM182 235H184V234H182ZM188 235H187V236H188ZM192 235H190V236H192ZM203 235H204V234H203ZM205 235H206V234H205ZM205 235H204V236H205ZM258 235H259V234H258ZM258 235H257V236H258ZM32 236H29V238H32ZM86 236H87V235H86ZM86 236H85V238H87ZM103 236L101 235V237H103ZM129 236L131 237V234H130ZM151 236H152V235H151ZM160 236H161V235L159 234L158 237H160ZM164 236H167V233L163 235L162 240H160L161 237H160V238H157V237H156V238L158 239V241L160 240L159 242H163V238H164ZM184 236H185V235H184ZM187 236L184 237V238H186V239L188 240V239L190 238V236H189V238H187ZM35 237H36V236L34 235V238H35ZM83 237H84V236H83ZM91 237H90V238H91ZM96 237L94 238V239L97 241V242H96V241L94 240V241H95V242H94L95 244L98 243V240H97ZM140 237H141V236H140ZM140 237H139V238H140ZM146 237H147V236H146ZM146 237H145V236L142 237V238H145V240H146V241H145V240L143 241L144 244H145L146 242H148V241L151 240V239H150V236L147 237L148 239H147ZM168 237H166V238H168ZM173 237H174V236H173ZM193 237H194V236H192L191 238H193ZM196 237H197V236H196ZM196 237H195V238H196ZM254 237H255V236H254ZM254 237H253V238H254ZM258 237H259V236H258ZM90 238L88 237V241H87V242L85 241L86 239H85L84 241L82 240L83 242H85V244H84L85 246H88V244H90V243L92 244V243H93V242L89 241ZM127 238H128V237H127ZM142 238H141V239H142ZM166 238L164 239V241L166 240ZM180 238H182L181 240H183V237H180ZM191 238H190V239H191ZM199 238H200V234H199ZM199 238L197 237L196 239H199ZM260 238H261V237H260ZM38 239H39V237H38V238L36 237V240H35V239H31V241L34 240V243L31 242V241H29V242H31L30 244L33 245V244H35V242L38 241ZM129 239H130V238H129ZM129 239H128V240H129ZM168 239H169V238H168ZM168 239H167V242H164L165 244H168ZM242 239H243V238H242ZM242 239H241V240H242ZM246 239L248 240V238H246ZM246 239H245V241H247ZM249 239H251V238H249ZM261 239H262V238H261ZM29 240H30V239H29ZM91 240H92V239H91ZM139 240H140V239H139ZM142 240H143V239H142ZM142 240H141V241H142ZM147 240H148V241H147ZM152 240H153V239H152ZM155 240H156V239H155ZM172 240H169V243H170ZM193 240H194V238H193ZM193 240H192V242L194 243ZM257 240H258V239H257ZM137 241H138V237H137ZM173 241H172V243H173ZM176 241H177V240H176ZM176 241H175L174 243H176ZM239 241H240V240H239ZM259 241H260V239H259ZM259 241H258V242H259ZM88 242H89V243H88ZM154 242H155V241H154ZM178 242H179V241H178ZM183 242H184V240H183ZM188 242H189V240H188ZM188 242H187V243H188ZM192 242H189V243H190L189 247L191 246V243H192ZM195 242H196V240H195ZM240 242H241V243H244V241H243V242L240 241ZM258 242H257V243H258ZM263 242H264V241H263ZM87 243H88V244H87ZM143 243L141 242V245H142ZM164 243H161V245L164 244ZM181 243H182V242H181ZM187 243H186V244H187ZM189 243H188V244H189ZM196 243H197V242H196ZM241 243H240V244H241ZM260 243H261V241H260ZM30 244L28 243V246H29V249H28V250L31 249V248H30V247H31ZM60 244H62V243H60ZM80 244L83 245V243L79 242L78 245H80ZM86 244H87V245H86ZM91 244H90V245H91ZM144 244H143V246H144ZM146 244H147V246H148V245H149V242L146 243ZM153 244H154V243H153ZM157 244H158V243H157ZM159 244H160V243H159ZM165 244H164V245H165ZM179 244H180V243H178V245H179ZM186 244H185V246H186ZM188 244H187V245H188ZM238 244H239V243H238ZM246 244H248V243L246 242ZM249 244L251 245L250 242H249ZM249 244H248V245H249ZM90 245H89V247H90ZM92 245H93V244H92ZM136 245L139 246V245H140V242H138V244H136ZM141 245H140V249L143 247V246H141ZM154 245H156V242H155ZM154 245L151 246V248L153 247L152 250L154 249V247H157V246H158V245H156V246H154ZM161 245H160V246H161ZM169 245H170L171 247H173V248H174V246H175V244L172 246L171 243H170ZM176 245H177V243H176ZM181 245H182V244H181ZM181 245H180V246H181ZM192 245H193V244H192ZM250 245L248 246V248L250 247ZM253 245H256V243L253 244ZM259 245L261 246V244H259ZM76 246H77V244H76ZM80 246H81V245H80ZM80 246H79V247L77 246V247L80 248ZM145 246H146V245H145ZM162 246H163V245H162ZM170 246H167V247L170 248ZM185 246H183L182 248L186 249L187 247L185 248ZM241 246H242V244H241ZM246 246H247V245H246ZM256 246H257V245H256ZM56 247H57V246H56ZM58 247H60V245H59ZM58 247H57V248H58ZM72 247H73V246H72ZM74 247H75V246H74ZM82 247H83V248H82ZM82 247H81V249H78V248H77V249L80 251V250L84 249V246H82ZM124 247H125V246H124ZM124 247H122L123 250H124ZM148 247H149V246H148ZM148 247H147V248H148ZM158 247H159V246H158ZM167 247H166V246L164 247V249H165L166 251H167V249L169 250V248H167ZM175 247H177V246H175ZM191 247H192V246H191ZM193 247H194V246H193ZM193 247L190 248V249L193 250V249H194ZM195 247H196V246H195ZM243 247H244V249L247 248V247H245V246H243ZM262 247H263V246H262ZM26 248H27V247H26ZM33 248H34V247L32 246V249H33ZM57 248H56V249H57ZM125 248H126V247H125ZM136 248L139 249L137 246H136ZM160 248H162V247H160ZM160 248H155L154 250H156V249H159V250H160ZM166 248H167V249H166ZM235 248H238V247L236 246ZM235 248H234V250H235ZM239 248H242V247H239ZM260 248H261V247H260ZM71 249H72V248H71ZM75 249H76V248H75ZM77 249H76V250H77ZM85 249H87L86 251L89 252L88 248H85ZM122 249H121L120 251H118L119 253L121 252L120 255L123 254V253H122V251H123ZM137 249H134L133 251H134V252L136 251L135 253H139V251L137 252ZM164 249H161V250H163V251H160V252H157V251H156V253H155V251H154V253H155V254L158 253L157 255H159V254L161 255L163 252H165ZM177 249H178V248H177ZM184 249H183V250H184ZM187 249H188V248H187ZM187 249H186V250H187ZM190 249H188V250H190ZM242 249H243V248H242ZM25 250H26V249H25ZM141 250L144 251V250H145V247H144V249L142 248ZM147 250H148V249H147ZM149 250H150V249H149ZM172 250H175V249H171V251H172ZM179 250H180V249H179ZM188 250H187V251H188ZM237 250H238V249H237ZM254 250H256V249H254ZM30 251H31V250H30ZM70 251H71V250H70ZM70 251H69V253H70ZM73 251H74V250H73ZM73 251H71V253H72ZM86 251H82V252H86ZM175 251H176V250H175ZM250 251H251V250H250ZM250 251H249V252H250ZM257 251H258V249H257ZM259 251H260V250H259ZM80 252H81V251H80ZM87 252H86V253H87ZM118 252H117V253H118ZM126 252H127V251H126ZM126 252L124 251V253H126ZM145 252H146V251H145ZM145 252H144L143 254H145ZM148 252H149V251H148ZM148 252L146 253L147 255L145 254V255H146V256H145L146 259H147V256L149 255ZM161 252H162V253H161ZM167 252H168V251H167ZM173 252H174V251H173ZM173 252H172V253H173ZM176 252H177V251H176ZM184 252H185V251H184ZM184 252H183V253H184ZM188 252H189V251H188ZM190 252H191V251H190ZM190 252H189V253H190ZM240 252H241V251H240ZM254 252H255V251H253V253H254ZM262 252H263V251H262ZM23 253H24V252H23ZM25 253L27 254V252H25ZM28 253H29V252H28ZM67 253H68V252H67ZM77 253H78V252H76L75 255H77ZM119 253H118V254H119ZM140 253H141V252H140ZM140 253H139V254H140ZM150 253H151V252H150ZM168 253H170V251H169ZM174 253H175V252H174ZM174 253H173V254H174ZM180 253H181V252H180ZM180 253H179V251H178V253H175V255L177 254V255H178L177 257H180V256H181ZM186 253H187V252H185V254H186ZM189 253H188V254H189ZM191 253H192V252H191ZM225 253H226V252H225ZM251 253H252V251L250 252V255H251ZM139 254H138V255H139ZM155 254H153L154 256H152V258L155 257V256H157V255H155ZM181 254H182V253H181ZM226 254H227V253H226ZM238 254H239V252H238ZM247 254H248V253H247ZM254 254H255V253H254ZM256 254H258V253H256ZM261 254H262V253H260V255H261ZM21 255L23 256L22 253H21ZM21 255H20V257H22ZM67 255H69V254H67ZM67 255H66V256H67ZM72 255H74V254H72ZM75 255H74V256H75ZM124 255H125V254H124ZM129 255H130V254H129ZM129 255L126 254V256H124V257H129ZM163 255H167V253H165V254L163 253ZM169 255H171V254H169ZM169 255H168V256H169ZM241 255H242V253H241ZM241 255H240V257L242 258V256H244V254H243L242 256H241ZM252 255H253V254H252ZM262 255H263V254H262ZM16 256L18 257L19 255H16ZM24 256H26V255H24ZM24 256H23V258H25ZM83 256H88V254H87V255H83ZM130 256H133V258H135L136 254H135V256H134V254H133V255H130ZM140 256L142 257V255H140ZM143 256H144V255H143ZM173 256H174V255L169 256L170 259H173ZM183 256H184V255H183ZM185 256H186V255H185ZM189 256H190V255H189ZM237 256L239 257V255H237ZM245 256H247V255H245ZM245 256H244V257H245ZM17 257H16V258H17ZM70 257H71V256H70ZM76 257H77V256H75V257H73V258L75 259ZM79 257L82 258L81 256H79ZM116 257H117V254H116ZM116 257H115V258H116ZM119 257H121V256H119ZM122 257H123V256H122ZM122 257H121V258H122ZM145 257H144V258H145ZM160 257H161V256H160ZM177 257H174V258L176 259ZM187 257H188V256H187ZM226 257H228V255H227ZM240 257H239V258H240ZM247 257H248V256H247ZM251 257H252V256H251ZM256 257H257V256H256ZM65 258H67V257H65ZM73 258H71V259H73ZM115 258H113V261H112V260H111V261L114 262V264H116V263L119 264L120 262H119V263H118V262L115 263V261H117L119 258L117 257L118 259L116 258V260H114ZM133 258L131 257V258H130V261H128L127 263L130 264V263H131V260H132ZM142 258H143V257H142ZM144 258H143V259H144ZM152 258H151V261H153V263L150 262V261H148V259H149V258H148V259H147V262H149V263H146V264H150V263H151V264H154V260H152ZM157 258H158V257H157ZM157 258H156V259H157ZM182 258H184V257H182ZM257 258H258V257H257ZM259 258H260V257H259ZM259 258H258V259H259ZM18 259H19V258H18ZM21 259H22V258H21ZM21 259L18 261V263L20 262V264H23V263H21ZM69 259H70V258H69ZM69 259H67V261H69ZM82 259H83V258H82ZM122 259L125 260L126 258H125V259L122 258ZM137 259H138V257H137ZM146 259H144L143 261L146 262ZM153 259H155V258H153ZM159 259L161 260V259H163V258H159ZM166 259H167V258H166ZM166 259H165V261H166ZM168 259H169V258H168ZM247 259H248V261H249V263H250V260H249L250 258H247ZM261 259H262V258H261ZM16 260H17V259H16ZM65 260H66V259H65ZM77 260H78V262L81 261V259H77ZM77 260H76V261H77ZM79 260H80V261H79ZM123 260H122V261H123ZM127 260H128V258H127ZM134 260H135V259H134ZM140 260L142 261V259H139L138 262H139ZM176 260H177V259H176ZM182 260H183V259H182ZM237 260H238V258H237ZM237 260L235 261L236 264H237ZM245 260H246V258H245ZM245 260H243L244 263H245ZM251 260H252V259H251ZM13 261H14V260H13ZM24 261H25V260H24ZM24 261H23V262H24ZM26 261H27V260H26ZM26 261H25L24 263H26ZM82 261H84V259H83ZM109 261H110V260H109ZM119 261H120V260H119ZM141 261H140L139 263H143V262H141ZM163 261H164V260H163ZM165 261H164V262H165ZM178 261H179L180 264H181L182 261H180V260H178ZM232 261H233V260H232ZM239 261H241V260L239 259ZM257 261H258V260H257ZM27 262H28V264L30 263L29 261H27ZM60 262H61V261H60ZM70 262H71V260H70L69 262H66V263H70ZM74 262H75V261H74ZM74 262H73V264H74ZM85 262H86V261H85ZM104 262L107 263L106 261H104ZM104 262H103V263H104ZM112 262H111V263H112ZM123 262H124V261H123ZM123 262H122V263H123ZM125 262H126V260H125ZM138 262H137V260H136V262H135V261L133 262V260H132V263H133V264H137ZM145 262H144V263H145ZM158 262H160V261H158ZM158 262H157V260H156V263H157V264H159ZM167 262H168V260H167ZM170 262H171V261H170ZM174 262H176V261H174ZM174 262H173V263H174ZM233 262H234V261H233ZM233 262H232V263H233ZM235 262H234V264H235ZM251 262H252V261H251ZM13 263H15V262H13ZM37 263H38V262H37ZM62 263H63V262H62ZM71 263H72V262H71ZM71 263H70V264H71ZM80 263H81V262H80ZM83 263H84V262H82L81 264H83ZM105 263H104V264H105ZM144 263H143V264H144ZM161 263H162V262H161ZM161 263H160V264H161ZM168 263H169V262H168ZM171 263H172V262H171ZM176 263H178V262H176ZM176 263H175V264H176ZM232 263H231V264H232ZM240 263H242V262H240ZM240 263H239V264H240ZM253 263L256 264L255 261H254ZM11 264H12V263H11ZM16 264H17V263H16ZM38 264H39V263H38ZM40 264H41V263H40ZM57 264H60V263L57 262ZM75 264H76V263H75ZM77 264H79V263H77ZM109 264H110V263H109ZM164 264H165V263H164ZM250 264H251V263H250Z\"/></svg>",
	"mask_w": 264,
	"mask_h": 264
}]
</instances>
